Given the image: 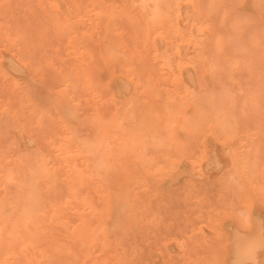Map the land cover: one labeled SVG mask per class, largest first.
I'll return each mask as SVG.
<instances>
[{"label": "rangeland", "instance_id": "obj_1", "mask_svg": "<svg viewBox=\"0 0 264 264\" xmlns=\"http://www.w3.org/2000/svg\"><path fill=\"white\" fill-rule=\"evenodd\" d=\"M10 1L11 0H0V9L2 8V6H3V9L2 10H0V70H1V72H3L4 71V73H5V75H1L0 74V88H1V90H5V92H6V90L7 91H10V93H8V94H10L11 95V90H13V92L15 93H17L18 95L16 96V94H15V98H16V100H19V102H17L16 100H15V98H14V100L12 99L13 97H14V94H13V92H12V98L10 97V95H8L7 94V92L5 93V94H7L6 95V101H5V99L4 98H2V99H0V153L2 154V156L5 158V161H7V162H9V161H12V160H18L19 158H20V156L22 157L23 155H26V154H28L29 152H31V150L32 149H34V148H49L48 147V145H47V143H46V141H44V139L45 138H47V135H49V136H51L50 135V133L51 134H54L55 132H56V128H54V126H52L53 125V123L51 122V120L49 119V118H47V117H44V118H39L38 117V115L33 111V108H37V109H41V110H46L45 108H47L46 106V104L45 103H47V102H49V103H51V101H48V99H47V101L46 102H43L44 103V105H46V106H43L42 107V103H41V101H42V98H43V101L44 100H46L44 97H42V98H40L41 99V101L39 100V98H38V96H37V98L38 99H35V97L33 98V95H34V93L36 94V91H37V94H38V91L40 90V95L42 96L43 94H45V92H47L48 90H50L49 92L50 93H52L53 91V93L52 94H48V92L46 93V95H47V97L46 98H49L50 100L52 99L53 101H54V99H56L57 97H58V94L62 91V87H60L61 86V80L60 81H58L57 82V77H58V79H59V77H60V73L62 72V71H65V70H67L66 68H68L69 67V63H70V66H71V59L72 58H69V57H67L66 55H64L65 53H66V51H65V49H63V48H65V47H63V46H65L64 44V41L62 42V40L60 39V40H58V39H55L56 40V44H55V46L54 45H52L53 43H52V41L53 40H51L52 39V37L55 35L56 36V34L54 33V35L52 34V37H51V39L49 38L50 36L49 35H51V34H49V35H47V36H45V33H47V30L48 31H51V29H52V27L50 26L51 25V23H49V25H48V21H50L51 22V20H49L53 15H50L49 16V12H51L49 9H47V8H45L44 6L43 7H41V6H39V4H38V2H37V0H26L28 3H30L31 1H33V2H35V4H33V2L31 3V6L32 5H35L34 7H29L28 6V3L27 2H25V0H23V5L24 6H22V4H21V6L20 7H22L23 9H19V10H17L18 9V3L20 4V3H22V0H16V5H14L13 4V10H8V9H12V3H14L15 1L13 0L11 3H10ZM57 1V3H58V5L61 7V9H64V8H68L69 10H71V12L74 10L73 8H72V6H71V0H56ZM104 1V0H103ZM103 1L102 0H100V2L101 3H103ZM121 1V3H119ZM117 0V1H114V0H109V1H106V2H104L105 4H106V6H114L115 8H117V10H124V8L126 7V9L125 10H127V12H130V10L132 11V12H130V16L128 17V14H127V12H126V17H125V14H123V15H120V17L119 18H117L116 20H114L113 21V30H114V32H111V33H109V35L107 36V37H105V38H103V40H102V42L100 41V39H101V37L102 36H100V34H98L97 33V31H94V30H91L90 28H91V25H90V21H88L89 19H87V17H86V19L84 18L83 19V21L81 22L82 23V29H83V31L84 32H86L87 31V29H89V31H87L88 33H90V35L91 36H89V37H91L90 39H92L93 38V35H95L96 34V36L97 37H95V38H97V40L99 41V43H100V45H98L99 43H98V41H94L93 42V40H95V38H93V40H92V42L94 43V44H96V46L98 45V46H100V51L101 52H99V49L96 51L95 50V52H97L98 54L99 53H104L106 50H107V48H109V50H107L106 51V54H103L104 56H105V58L108 60V58L110 59V56L111 55H113V56H118L120 53L118 52V50H117V48L115 47L116 46V43L117 44H119V45H117V46H122V47H127L128 45H127V42L124 40V38H125V36L128 38L130 35H132L131 37L132 38H130L131 40L133 39V37H135V39H133L132 41V44L131 45H133V49H131V52L134 54V61H135V63L136 64H140L141 65V74H142V72H143V74H148V75H150V73L152 72V71H154V72H152L151 73V77H153V81L154 82H158V80H160L161 78H165V83L164 84H162V88H163V90H166V91H168V92H176V96H174V98H172V99H170V103H171V105L173 106V108H172V106L171 105H169V104H167L166 103V100H162V99H164V95L163 94H161V96H160V94H159V96H155V92L154 91H144L142 88H143V85H144V83L145 82H143V81H145V79L144 80H142L141 81V86L140 85H138V83H136L135 84V81H132V80H129V79H125L126 77V75H125V73L123 72V70H124V67H123V65L122 64H120V63H118L119 64V66L116 64V62H113L117 67H119V68H117V67H115V65H114V67L113 68H111L110 67V72H109V64H108V66L107 67H102L101 69H100V71L102 70V72H103V74H104V72L105 73H110L109 75H111L112 77H114V79H115V83H112V87H111V90L113 89V98L111 99V100H109V97H106L105 99H103V97H105V96H103L98 102H96V103H90V101L88 102V103H85L84 101H87L89 98H88V96L85 94V92H82V90H80V89H77V90H75L74 88H73V86H71V85H69V87H68V91L70 92V93H68V96L70 97V95H72L71 97H74L75 96V94L77 95V93H79V92H77V91H81L79 94H78V97H79V99L82 101V100H84V101H82V102H84V105H86V106H84V105H82L81 103H80V105L78 106V109H77V116H78V122H77V129H79L80 127H81V125L82 124H80L81 122H85V124L87 123V125H88V128H90V130H93V126H92V124L89 122L88 123V121H89V118H90V116L92 115V112H93V110H94V112L93 113H98V114H100V116H101V118L103 119V121L105 122V123H107V119H108V122L110 121V120H112L113 119V115H115V114H117L115 111H117L118 112V118H120V117H122L121 115H123V120L120 122V120H119V122L122 124V127H121V131L123 132V133H121V131L119 130V133H121L122 135H125V136H128V138L130 137V139L128 140V139H126V137H125V140H124V136H122V139H121V141L123 140V142L122 143H120L121 141H120V138H121V136H118L119 138H117L116 136L117 135H119V133H118V131H117V134H115L114 136L116 137H114L113 139L114 140H111V142L113 141V142H115V144H116V148H118V149H120L121 150V152H120V150H118L117 152H116V148L114 147V145L113 146H111V147H113L114 148V154H116L117 155V158H115V160L112 162L113 164L115 163V164H119L118 166L117 165H115V167L117 166V167H121V165H127V164H129L128 165V167H130V165H131V163H133L132 164V169H133V171H132V169L129 171V168H126L127 166H124L125 168H122V169H120L121 170V173L123 174V176L121 177V179L124 181V183H123V181L122 180H120L119 179V177H120V175H122L121 173H119L120 172V170H119V177L117 178L118 180H120V181H118V180H116L115 179V177H116V175L114 176V174L112 175V176H110V169L112 168V167H110L108 170H107V173H108V171L110 172V173H108L109 174V176L111 177V179H115L114 181V183H112L113 181L108 177V179H107V181H105V184L106 185H108V183L107 182H109L110 180V182H109V184L110 183H112V188L114 189L115 188V193L119 196V195H121L120 193H122V195L124 196V197H122V198H125V199H122L123 200V202H122V205H121V202H120V205L118 204V206H122L121 208L119 207V209H120V211L118 212V214L117 215H114V217L115 218H113L115 221H117V226L115 227V230L113 229V231L111 230V232L109 233V238H108V241H105V242H103L101 239H98V242L99 243H97V245L96 246H94L93 248H95V249H93V248H91V249H93V250H89V253H88V255L89 256H85V257H82L81 255H78L79 257L81 256L82 257V259H81V257L80 258H78V260L80 259V262H78V260H73V262H72V260H70L68 263H70V264H72V263H74V264H76V262H78V264H82L83 262V264H85V263H87V262H89L90 260H91V258L93 259V257L94 258H96V262L93 260H91L90 261V263L89 264H93L94 262V264H96L97 263V261H98V264H109V261H111L110 262V264H120V263H122L121 262V259H124L125 260V258L123 257L122 258V255H125V257L127 258L126 259V261H127V263H125V264H139L138 262H141L140 264H142L143 262V264H187L188 262H189V264H225V259H223L222 257H224L225 256V251L224 252H221V251H223L224 250V246H226V242H225V240H226V237L228 236V235H232V234H234L237 230H240V229H242V226L243 225H245L246 227H248L249 225H248V222L249 221H251V219H252V217H257L258 218V220H259V225H260V227L262 228L261 229V231L264 233V214H263V212H264V185H263V183H264V132L262 133V132H260V131H263L264 129H263V127L262 126H260V125H263L264 126V124H263V122H264V113H263V111H264V81L262 80V77H264V73H262L263 72V68H260V66L259 65H257V64H255L256 66H254L255 67V71L256 70H259L258 72H260L261 74H263V76L261 75L260 76V74L259 73H257V74H259V76L261 77V78H259V76H258V79L259 80H257V82H255V81H253L254 79L256 80L257 78L255 77V76H257V74H255V71H254V67H253V72H254V75H253V73L251 72H248L247 71V73H246V70L245 69H241V70H236V69H227L226 67V65H223L224 66V68H225V70L224 69H222V71H218V73L220 74H216L215 75V73L217 72V70H220L219 68L217 69L216 67V64L215 63H218L219 62V64H220V62H221V64H222V57H219V56H216L217 55V50L214 48V45H215V43H211V42H214L213 41V39H212V37H214V39H215V36H218V37H221V34H223V36L222 37H224V36H229V37H225L226 39L227 38H230L229 40L232 42V43H235V42H240V40H241V36H242V39L243 40H245V41H248L249 40V36H250V33H251V31H253V29H252V27L253 28H257V29H261V31L262 32H264L262 29H264V19H262V18H264V8H262V6L264 5V1L262 2V0H261V3H257L255 0L252 2V0H235L236 2L238 1V4H236V2L233 0H228V2L229 3H233L232 4V6H231V4H227V2H224V0H205V2L206 3H208V5L206 6V7H204L203 6V3H204V5H205V2H204V0H196V1H199V3L197 2L196 3V1L193 3V4H191V2H188V1H183L182 3H181V17L179 16L178 18H177V20H175V18H173L174 20V22L173 21H171L169 24L172 26V28H171V35H169V36H165V35H160L159 34V37L158 36H155L156 37V40H155V45H156V47H158L157 48V50H158V54H160V55H162V53H165V57H168V59L171 61V63H172V66H171V68H169L168 70H165L161 65H160V59L159 58H157L154 54H150V55H152V56H150L149 55V51H144V53L142 52L144 49H143V46H141L140 44H141V42H140V44H139V46H138V44H137V41H139V40H137L138 38H141V35H138L139 34V31H142V29L143 28H140V26L142 27L143 26V24L145 23V21L148 19V17H149V14L152 12V10L154 9V3H151V2H149L150 3V5H149V3H147L144 7L142 6V5H138V2L137 1H134V0H126L125 1V3H124V0ZM217 1H218V3H217ZM232 1V2H231ZM241 1V2H240ZM7 2H9L8 4L9 5H11V7L9 8V6H4ZM127 2V3H126ZM131 2H132V5H131ZM213 2H215V3H217V5L218 4H220V6L221 7H223L222 5L225 3V4H227V5H225L224 4V6H226L225 8H227V7H230L231 8V10H232V7H234L233 9L235 10V12H237V14L232 10V12L234 13H232V12H230L231 13V15H230V13L228 14L227 12L228 11H226V10H229L230 8H227V9H224V7L223 8H221L220 6V8L223 10L222 11V13H220L221 11V9L220 8H218V10L220 11H218L217 12V9L215 10V3H213ZM5 3V4H4ZM27 3V4H26ZM103 3V4H104ZM128 3H130L129 5H128ZM137 3V4H136ZM202 3V4H201ZM222 3V4H221ZM252 3V4H251ZM121 4L124 6V8H120V7H122L121 6ZM138 5V7L139 8H137V6L136 5ZM152 4V5H151ZM197 4H199L198 6L199 7H204V9H202L203 11H207L208 13H209V11L211 10V8H212V10L210 11V13L211 14H214V15H209V14H207V13H205V15L204 14H202L203 12L201 11V9L200 8H198V6H197ZM215 4V5H214ZM235 4H236V6H235ZM254 4V5H253ZM262 4V5H261ZM127 5H128V7H127ZM159 6H162V4H158ZM197 7H196V6ZM200 5H202V6H200ZM212 5H214L213 7H214V9H213V7H211V8H209V6H212ZM261 5V6H260ZM15 6V7H14ZM253 6H255V7H258V9L260 10V12H258L259 10H257V8H254ZM28 7H29V9H28ZM133 7V8H132ZM142 7V8H141ZM149 7H152L151 8V11H150V9H149ZM38 8H40L37 12H36V9H38ZM138 9V11H137V9ZM145 8V9H144ZM160 8V7H159ZM158 8V9H159ZM188 8H189V10H188ZM198 8V9H197ZM205 8L207 9V10H205ZM217 8V7H216ZM43 9V10H42ZM147 9V10H146ZM161 10H162V7L160 8ZM237 9H238V11H237ZM261 9H263V11L261 10ZM134 10V11H133ZM136 10V11H135ZM144 10V11H143ZM197 10V11H196ZM199 10V11H198ZM213 10H215L216 11V13H214L213 12ZM241 12H240V11ZM8 11H10V16H8V18H7V15H8ZM18 13H16V12ZM25 11H27L29 14H31L30 15V17H31V19H29V20H32L33 19V17L34 18H36L34 15L37 13V15L39 16L40 15V13H41V16H39V17H37L36 19H33L32 20V22L33 23H30V24H33V25H35L34 27H37V25H39L41 22L40 21H44V22H42V25L40 24L39 25V28L37 27V31H36V28H34L33 27V25H30L29 24V20L28 19H23V18H26V17H29V14L27 15V14H25L26 12ZM182 11H186L185 13L183 12L182 13ZM230 11V10H229ZM244 11V12H243ZM12 12H13V14H12ZM22 12V13H21ZM34 12H36L35 14H34ZM134 12H135V14H134ZM142 12H145L146 14H144V13H142ZM198 12V13H197ZM199 12H201L200 14H199ZM213 12V13H212ZM249 12H252L251 14H252V17L254 16H258L259 17V21H258V18H256L255 20L251 17H249L251 14H249ZM257 12H258V14H257ZM5 13H7V14H5ZM43 13V14H42ZM74 13L75 12H72L71 14L74 16ZM134 14V15H136V16H131V14ZM245 13V14H244ZM21 15V18H20V15ZM51 14V13H50ZM53 14V13H52ZM138 14V15H137ZM143 14L145 15V16H143ZM200 15V17L202 18H200L199 17V15ZM202 14V15H201ZM218 14H220V21L218 20V18H219V15ZM238 14H239V16H238ZM254 14H256V15H254ZM17 15H19V16H17ZM139 15H141V16H139ZM146 15H148V16H146ZM182 15L185 17H182ZM207 15H208V17L209 16H212L210 19L212 20H210V19H208V17H207ZM228 15H230V16H232L233 18L231 19V17L229 18V16ZM234 15H235V17H234ZM247 15V16H246ZM261 17H260V16ZM263 15V16H262ZM19 17L20 19L18 20L17 19V17ZM24 16H26V17H24ZM137 16H139V17H137ZM237 16H238V18H237ZM16 17V18H15ZM48 17H49V19H48ZM199 17V18H198ZM204 17H207V19H208V21H206L205 20V18ZM246 17V18H245ZM247 17H249V18H247ZM15 18V19H14ZM40 18V19H39ZM121 18L123 19V18H125V19H123V21L121 20ZM132 18V19H131ZM180 18V19H179ZM229 18V19H228ZM234 18H235V20H234ZM239 18H241V21L243 22V23H241V21L239 20ZM9 19V20H8ZM17 19V21L16 22H14V20H16ZM131 19V20H130ZM196 19V20H195ZM199 19V20H198ZM225 19H226V21H225ZM231 19V20H230ZM237 19H238V21H237ZM247 19H249L248 21L250 22V24H249V22L247 21ZM250 19L252 20L253 19V21H250ZM22 20L24 21L25 20V22L24 23H27V24H25V26H23L22 27ZM36 20V21H35ZM46 20H48V21H46ZM117 20H118V22H119V20L121 21V23L122 22H127V23H125V24H127L128 26H129V30H131V32H133L134 33V35L135 36H133V34L131 33V34H127L126 32H129V31H127L128 30V26L126 25V27L125 28H120L119 27V25L120 26H122L123 27V25H124V23H123V25H121V23L119 24L118 22H117ZM125 20V21H124ZM143 21L144 23H142L141 21ZM188 20V21H187ZM228 20L230 21V22H232L233 23V25L229 22L228 23ZM234 20V21H233ZM261 20V21H260ZM132 21V22H131ZM138 21V22H137ZM182 21V22H181ZM197 21H199V22H197ZM201 21V22H200ZM216 21V22H215ZM219 23H218V22ZM257 21V22H256ZM263 21V22H262ZM37 22H40V23H37ZM130 22H131V24H130ZM137 22V23H136ZM175 23L176 22V25L175 24H173V23ZM181 22V23H180ZM204 24H203V23ZM209 22H212V23H214V24H212V23H209ZM225 22H226V24H225ZM236 22H237V24H236ZM262 22V23H261ZM19 23V24H18ZM117 23H118V25H117ZM132 23H134V25H132ZM225 25H224V24ZM235 23V24H234ZM238 23H240L239 25H238ZM244 23H246V24H248V25H246V24H244ZM254 23H257L258 25L257 26H259V28L254 24ZM137 24H138V29H136L137 27ZM142 24V25H141ZM181 24V25H180ZM210 24H212L211 26H212V28H210ZM220 24H222V28H220L221 26H219ZM228 24H229V27H228ZM242 24H244L242 27H241V25ZM253 24V25H252ZM177 26L178 28H179V31H180V33L178 32V33H176V29H174V28H176L175 26ZM182 25H184V26H182ZM214 25H215V27H217V28H215L214 27ZM232 25V26H231ZM234 25H238L239 26V28H240V30L241 31H244V32H246L247 34H243L242 35V33L243 32H241L240 33V37L239 36H236L237 35V31H236V29H235V27H234ZM255 25V26H254ZM260 25H261V28H260ZM8 26V27H7ZM26 26H29V28L31 29V28H34V30L33 29H31V31H28L29 30V28H28V30H27V28H26ZM32 26V27H31ZM40 26H42V27H40ZM125 26V25H124ZM130 26H132L131 28H130ZM174 26V27H173ZM219 26V27H218ZM226 26H227V30H226ZM238 26H236L237 28H238ZM248 26V27H247ZM16 27H18L19 28V30L20 31H16ZM133 27H134V29L135 30H133ZM213 27L215 28V33L217 34H215L214 33V35L215 36H213ZM223 27H224V30H225V32H224V30H222L223 29ZM263 27V28H262ZM25 28H26V30H25ZM127 28V30L126 31H124V29H126ZM192 28H194V31H193V29ZM219 28V29H218ZM232 30H231V29ZM119 29V30H118ZM204 29V30H203ZM213 29V30H212ZM230 29V31H228ZM249 29H251L250 31H249ZM39 30V31H38ZM117 30H118V32H117ZM139 30V31H138ZM212 30V31H211ZM236 32H235V31ZM247 30V31H246ZM35 31H36V33H38V36H39V39L37 40V42H35V38H36V35L37 34H35ZM93 31V32H92ZM123 31V32H122ZM234 31V32H233ZM30 32V33H29ZM31 32L33 33V34H35V35H32L31 34ZM42 34H41V33ZM45 32V33H44ZM54 31H53V29H52V33H53ZM95 32V33H94ZM186 33V35H185V33ZM190 32H191V34H190ZM205 32V33H204ZM209 32V33H208ZM212 32V33H211ZM226 32H228V33H226ZM232 34H231V33ZM11 33V34H10ZM88 33H86L87 35H88ZM207 33V34H206ZM220 33V34H219ZM20 34V35H19ZM28 34V35H27ZM111 34H113V35H116V34H118L117 36H115V37H117V38H113V36H111L112 37V39H111V37H110V35ZM120 34H121V37H120ZM125 34H127V35H125ZM227 34V35H226ZM231 34V35H230ZM233 34H235V35H233ZM25 35H27V37H29L30 35H32L31 37H32V39H29V41L30 40H32V41H28L27 39H25L26 38V36ZM123 35V36H122ZM207 35V36H206ZM209 35V36H208ZM210 35H212V36H210ZM247 35H249V36H247ZM20 36V37H19ZM37 36V37H38ZM139 36V37H138ZM232 36V37H231ZM247 36L248 38L246 39L245 37ZM25 37V38H24ZM30 37V38H31ZM35 37V38H34ZM41 37H44V39L43 38H41ZM108 37H109V40L111 41H109L108 40ZM124 37V38H123ZM158 37V38H157ZM173 37V38H172ZM234 37V38H233ZM20 38V40H19V42H18V39ZM23 38H24V40H23ZM46 38V39H45ZM56 38H58V36H56ZM122 38H123V41H122ZM127 38H125V39H127ZM167 38V39H166ZM239 38H240V40H239ZM37 39V38H36ZM41 39V40H40ZM53 39H54V37H53ZM90 39H87V41H88V44L89 43H91L92 44V42H89L90 41ZM107 39V40H106ZM120 39H121V41H120ZM169 39V40H168ZM178 39V40H177ZM190 39H192V41H190ZM208 39H209V41H208ZM236 39V40H235ZM5 40V41H4ZM114 40H117V41H114ZM176 40V41H175ZM207 40V41H206ZM40 41H42V42H40ZM45 43H44V42ZM49 41V42H48ZM60 41V42H59ZM106 41V42H105ZM130 41V40H129ZM205 41H206V43H205ZM47 42H48V45H47ZM57 42H59V45L57 44ZM64 43L63 45L62 44H60V43ZM105 42V44L107 43V45L108 46H105L103 43ZM114 42V43H113ZM120 42V43H119ZM126 42V43H125ZM7 43V44H6ZM21 43V44H20ZM27 45H26V44ZM30 45H29V44ZM43 43H44V45H43ZM112 43V44H111ZM189 43V44H188ZM210 43V44H209ZM36 44V45H35ZM91 44H89V46L91 45ZM103 44V45H102ZM123 44H125L124 46H123ZM130 44H129V47H127V48H129L128 50H130V47L132 48V46H130ZM136 44H137V46H136ZM182 44V45H181ZM213 45V47H212V45ZM28 45H29V47H30V51L28 50ZM46 45V46H45ZM52 45V46H51ZM61 45V46H60ZM109 45H110V47H109ZM194 45V46H193ZM206 45V46H205ZM208 45H210V49H209V46ZM96 46H95V48H96ZM102 46H104V48L102 47ZM179 46V47H178ZM193 46V47H192ZM3 49H2V48ZM46 47V48H45ZM91 47H92V45H91ZM138 47H141V48H138ZM174 47V48H173ZM183 48V49H181V48ZM207 47V48H206ZM41 48V49H40ZM60 48H62V49H60ZM89 48V47H88ZM102 48H103V50H105V51H103L102 50ZM206 48V49H205ZM214 49V51H213V49ZM43 49H45V50H43ZM46 49H48V51L50 50V51H52V52H47L46 51ZM135 49V50H134ZM203 49V50H202ZM36 50H38L37 52H36ZM65 51L64 52V54L63 53H61V52H63V51ZM90 50H92L93 52H94V50L93 49H90ZM142 50V51H141ZM202 50V51H201ZM206 50H210V51H207L210 55H206ZM117 51V52H116ZM176 51H178L177 53L179 54V56H178V54L177 53H174V52H176ZM58 52H60L61 54H59L60 56H58V54L57 53ZM146 52V53H145ZM194 52V53H193ZM200 52H205L204 54H205V57L207 58V59H209V60H211V62L213 63V67L212 68H208V67H206V66H204L201 62H199V59H200V57H199V53ZM213 52H214V54H213ZM18 53V54H17ZM35 53H37L36 54V58L38 57V59L37 60H35V56H32V55H34ZM39 53H40V55H39ZM114 53V54H113ZM153 53V52H152ZM27 54V55H26ZM43 54V55H42ZM92 54H94V53H92ZM109 54V55H108ZM193 54V55H192ZM21 55V56H20ZM22 55H23V57H22ZM31 55V56H30ZM45 55V56H44ZM145 55H146V57H145ZM150 56V58L149 57H147V56ZM214 55V56H213ZM25 56H26V58H25ZM50 56V57H49ZM52 56H53V58H52ZM55 56H57V57H55ZM67 58H66V57ZM94 56H95V54H94ZM142 56L145 58V62L142 60ZM194 56V57H193ZM208 56V57H207ZM216 56V57H215ZM28 57V58H27ZM33 57V58H32ZM59 57V58H58ZM64 57V58H63ZM95 57H98V56H95ZM95 57H93V58H95ZM175 57H177V58H175ZM11 58V59H10ZM45 58V59H44ZM62 58V59H61ZM69 58V60L68 61H66V62H68V63H66L65 62V60H67ZM111 58H112V56H111ZM151 58L153 59V61H151ZM12 59H13V61H12ZM42 59H43V61H42ZM56 59V60H55ZM61 59V60H60ZM141 59V61H139L140 63H138V61L137 60H140ZM150 59V60H149ZM181 59V60H180ZM187 59V60H186ZM191 59V60H190ZM195 59V60H194ZM219 59H221V60H219ZM41 60V61H40ZM95 61H96V58L94 59ZM110 60H112V59H110ZM110 60L108 61V62H110ZM147 60H148V62H147ZM154 60H155V62H154ZM215 60H217V61H215ZM11 61V62H10ZM55 61V62H54ZM99 61V60H98ZM113 61V60H112ZM149 61H151V62H149ZM186 61V62H185ZM45 62V63H44ZM56 62H58L59 64H62V66H60V65H57V66H59V67H57L55 64H58V63H56ZM74 62V61H73ZM153 62V63H152ZM175 62V63H174ZM17 63V64H16ZM42 63H43V65H42ZM64 63H66V64H64ZM94 63V62H93ZM96 63H99V62H96ZM96 63H95V65H96ZM113 63H111L110 62V64H112V66H113ZM148 63H150V64H158V66L160 67V68H157V69H153V67H151V65L149 64V66H147V68H146V64L148 65ZM3 64V65H2ZM12 66H10V65ZM13 64H15L16 66L14 67V65ZM155 64H154V67H155ZM179 64H180V67H178L179 66ZM218 64V66H221L220 68H222V65H219ZM18 65L19 66H21V68H22V70H20V68L18 67ZM36 65V66H35ZM35 68H34V67ZM48 66V69L46 70V69H44V68H46ZM54 66V67H53ZM188 66V67H187ZM13 67L14 68H16L17 67V69H19L18 71L19 72H21L22 74H20L19 72H17L15 69H13ZM61 67H62V70H61ZM148 67H150L151 69H152V71L150 70V72H147L148 71V69H150V68H148ZM184 67H186V68H184ZM191 67V68H190ZM198 67V68H197ZM202 67V68H201ZM260 69H259V68ZM262 67V66H261ZM264 67V66H263ZM108 68V69H107ZM117 68V69H116ZM182 68H183V70H182ZM256 68H258V69H256ZM3 69V70H2ZM52 69V70H51ZM105 69V70H104ZM112 69H114V70H112ZM145 69V70H144ZM159 69V71H157ZM172 69V70H171ZM263 69V70H262ZM24 70V71H23ZM31 70V71H30ZM50 70V72L49 73H47L48 71ZM54 70V72L52 73V71ZM116 70V71H115ZM156 70V71H155ZM199 70V71H198ZM208 70V71H207ZM229 70V71H228ZM261 70V71H260ZM17 73H19V74H17ZM61 71V72H60ZM115 71V72H114ZM183 71V72H182ZM205 71H207V72H205ZM226 71V72H225ZM244 71V74L242 73ZM15 72V73H14ZM66 72V71H65ZM156 72V73H155ZM189 73V75L188 76H190V77H187L186 75H187V73ZM191 72V73H190ZM224 74H223V73ZM239 72H241V75H240V73ZM9 73V74H8ZM39 73V74H38ZM43 73V74H42ZM44 73H47L46 74V76H45V74ZM52 73V74H51ZM57 73V74H56ZM155 73V74H154ZM183 73V74H182ZM208 74L207 76H205V78L203 77L204 75L203 74ZM230 73V74H229ZM251 78V83L249 82V81H247L248 79L250 80V78L249 77H247V75ZM248 73H250V74H248ZM38 74V75H37ZM41 74V75H40ZM48 74H50V75H48ZM100 74V73H99ZM117 74V75H116ZM170 74V75H169ZM192 74V75H191ZM211 74H213V75H211ZM226 74V76H224ZM238 76H237V75ZM120 75V76H119ZM181 76V79H184V80H186V81H184V80H181L182 81V84H183V86H184V88L186 89V91H187V94H188V98H191V96L192 95H198V94H206V95H210V96H212V97H215L216 98V103L218 104L217 105V107L219 108H221V112H219L220 110H218V120H219V122H218V130L216 131V132H213L212 131V129L211 128H209L210 127V124H206V123H204L202 120H201V118L199 117V119L198 118H196V117H198V116H196L197 114H198V112H200V111H198V110H200L202 107H203V105H201L200 104V106L199 105H194V103L190 100V101H188L189 103H192V104H189V103H186L185 101H187L186 99H185V94L184 93H182L183 92V86H181V87H178L177 89L173 86L174 84H176V80H175V77L177 78L178 76ZM214 75H215V77H214ZM222 75H223V77H224V79H225V77L227 78V79H229L228 80V83L230 82V80H231V84L232 85H234V87H232V85H230L229 86V84L227 83V81H226V79L224 80V81H226V83H224V81L222 80ZM243 75H245L246 76V78H245V76H243ZM40 77V78H37V77ZM50 76V78H52V80H53V82H52V84H51V82H49V79H47L48 77ZM173 76V77H172ZM175 76V77H174ZM235 76H237V77H241V78H238V80H237V77L236 78H234ZM43 77H46V79H47V81L50 83H48V82H46V79H44L43 80ZM54 77V78H53ZM118 77H120V78H122V79H120V78H118ZM171 77V78H170ZM193 77V78H192ZM221 77V78H220ZM252 77H254L253 79H252ZM30 78H31V80H30ZM116 78H117V80H116ZM191 78H192V80H191ZM213 78V79H212ZM220 78V82L217 80V79H219ZM243 78V79H242ZM60 79H61V77H60ZM113 79V80H114ZM120 79V80H119ZM202 79V80H201ZM205 79L208 81V79H209V81H208V83L210 82V84L208 85V83H207V81H205ZM212 79V80H211ZM239 79H241L240 81H239ZM261 79V80H260ZM264 79V78H263ZM34 80H36V81H34ZM40 80V81H39ZM122 80L123 81H125V82H123V83H127L126 85H127V88H125L124 86H123V84H121L122 83ZM216 80H217V83H216ZM39 83H38V82ZM56 81V82H55ZM121 83H120V82ZM195 81V82H194ZM200 81V82H199ZM215 81V82H214ZM235 81V82H234ZM238 81H239V83H238ZM245 81H246V83L247 82H249L248 84H251V85H249V86H252V88H254V91L253 92H251L252 90V88H249L248 89V91H250V92H247V90H245L246 89V84L244 85L243 83H245ZM259 81V82H258ZM10 82H11V84H12V88H11V90H8V87L9 86H11L10 85ZM45 84H44V83ZM202 82V83H201ZM212 82V83H211ZM242 82V83H241ZM261 82V83H260ZM54 83H56V85L54 86ZM129 83H130V86H129ZM142 83H143V85H142ZM185 83V84H184ZM207 83V84H206ZM222 85H221V84ZM241 83V84H240ZM254 83H255V87L253 86L254 85ZM6 84H8V85H6ZM32 84H34V86H31L32 88H30V85H32ZM39 85V86H37V85ZM43 84V85H42ZM58 84V85H57ZM203 84V85H202ZM228 84V85H227ZM236 84V85H235ZM247 84V85H248ZM259 84V85H258ZM260 84H263V85H261L260 86ZM36 85V86H35ZM48 85H50V86H48ZM53 85V86H52ZM186 85V86H185ZM221 85V86H220ZM225 85H227V86H229L230 88H228V89H230V91L227 89V91L226 90H224L225 91V93L226 92H232V91H234V92H232L233 93V95H232V93H231V95L234 97V96H236L235 97V99H233L232 98V96H231V98L230 97H226V95H229V93L227 94L226 93V95H225V100H224V97H222V95H223V93H222V95H221V92H224V91H221V89H225L226 88V86ZM242 85H243V87H242ZM14 86V87H13ZM44 86H46L47 88H49V89H47V88H45ZM59 86V87H58ZM188 86V87H187ZM190 86H192V87H190ZM204 86L207 88V89H205L204 88ZM222 86H225V87H222ZM237 88H236V87ZM241 86V87H240ZM248 86V87H249ZM260 87V89L259 90H257V87ZM36 87V88H35ZM40 89H39V88ZM51 87H52V89H51ZM53 87H54V90H53ZM130 87V89H128ZM209 87V88H208ZM211 87V88H210ZM245 87V88H244ZM258 87V88H259ZM3 88V89H2ZM4 88H6V89H4ZM37 88L39 89V90H37ZM119 89V90H116V89ZM123 88V89H122ZM125 88V89H124ZM221 88V89H220ZM235 90H234V89ZM263 88V89H262ZM26 89V90H25ZM33 89V90H36L35 92H33V90L31 91V90ZM45 89V90H44ZM46 89H47V91H46ZM202 89H205V90H202ZM256 89V90H255ZM42 90V91H41ZM72 90V91H71ZM126 90V91H125ZM129 90V91H128ZM217 90V91H216ZM242 90V94L240 93L239 94V92ZM243 90H244V92H245V95H244V92H243ZM31 91V92H30ZM58 91V92H57ZM75 93H74V92ZM117 91V92H116ZM195 91H200V92H198V94H196V92ZM203 91V92H202ZM258 91H260V94H262L261 96H260V94L258 95H256V94H254L255 92H257V93H259ZM262 91V92H261ZM1 93H3L4 94V92H2V91H0ZM32 93L33 92V95L32 94H29V93ZM43 92V93H42ZM115 92V93H114ZM152 92V93H151ZM191 92H193V93H191ZM217 92V93H216ZM238 92V95H236V93ZM83 93V94H82ZM116 93H119V95L118 94H116ZM149 93H151L150 95H148ZM182 93V94H181ZM215 93V94H214ZM250 93H253V94H250ZM4 94V95H5ZM53 94H54V96H53ZM85 94V95H84ZM142 94V95H141ZM235 94V95H234ZM247 94V95H246ZM250 94V95H249ZM50 95V96H49ZM136 95V96H135ZM223 95V96H224ZM252 96V95H254L253 96V99H252V101H254L253 103H249V102H252L251 101V98H250V101H249V98L247 99V98H245L246 96ZM257 96V98H256V96ZM31 96H32V98H31ZM45 96V95H44ZM56 96V97H55ZM125 96V97H124ZM141 96V97H140ZM150 98H149V97ZM154 96L156 97V98H154ZM199 96V95H198ZM230 96V95H229ZM237 96H238V99H237ZM260 96V97H259ZM19 97V98H18ZM158 97H159V99L160 100H162L161 102H160V100L158 99ZM163 97V98H162ZM221 97V98H220ZM243 97H244V99H243ZM256 99H255V98ZM258 97H259V101H260V99H263V101H261V102H259V101H256L257 99H258ZM0 98H1V96H0ZM129 98H131V100L133 101V102H135V104L133 103V102H131V103H128L127 104V102H128V100H129ZM153 98L155 99V101H156V103L154 102V100H153ZM229 98H230V100H229ZM241 98V99H240ZM87 99V100H86ZM139 99H140V101H139ZM150 99V100H149ZM152 99V100H151ZM182 99V100H181ZM221 99H223L224 100V102L222 101L221 102ZM231 99H232V101H231ZM245 99H247V100H245ZM39 100V101H38ZM102 100V101H101ZM105 100V101H104ZM108 100V101H107ZM147 100V101H146ZM182 102H181V101ZM228 100H229V102H228ZM236 101V102H233V101ZM240 100V101H239ZM11 101V102H10ZM13 101H15V102H17L16 104H20V105H17V107H15L16 106V104L15 103H13ZM24 101V103H22V102ZM150 101H153L152 102V104H151V102ZM241 101H242V103H241ZM243 101H245V102H243ZM247 101V102H246ZM255 101H256V103H255ZM5 102H7V103H5ZM106 102V103H105ZM109 102V103H108ZM125 102V103H124ZM142 102V103H141ZM158 102V103H157ZM186 104H185V103ZM259 102V103H258ZM263 102V103H262ZM12 103V104H11ZM39 103H41V104H39ZM98 103V104H97ZM122 103H124V104H122ZM137 103V104H136ZM153 103H155V104H153ZM223 103L224 104H226L225 106H220V104L221 105H223ZM229 103V105H227ZM247 103H249L250 105H248ZM13 104H15V106L13 105ZM26 104V106H24ZM102 104H104V105H102ZM108 104V105H107ZM118 104V105H117ZM134 105V107L135 106H139L140 105V107H141V104L142 105H144L145 107L144 108H146V109H148L149 108V106H150V104H151V109L149 108L147 111H146V109L144 110V108H143V110L142 111H144V112H142L140 109H139V111L137 110L138 108L137 107H133V105ZM139 104V105H138ZM147 104H149V106L147 107L146 105ZM157 104H161L160 106L159 105H157ZM164 104V105H163ZM180 104H182V105H180ZM188 104V105H187ZM232 104H233V106H232ZM251 104H253V105H255L256 104V106H257V108L258 109H256V107H255V112H254V110H252L254 107H253V105H251ZM11 105H13L14 106V108H13V110H12V112H11V109H12V107H10ZM112 105V106H111ZM114 105H116V106H114ZM122 105V106H121ZM154 105H156L157 106V108H159V110H160V112H161V115L157 112L158 110H156L157 108H155V107H152V106H154ZM178 105H180V106H178ZM191 105V106H190ZM193 105L194 106H196V107H201V108H196V107H193ZM231 105V106H230ZM245 105H246V107H245ZM18 106H19V108H18ZM22 106H24V107H22ZM104 106V111L105 112H108L107 113V115L108 116H106V119L104 118V115H106V114H104L103 115V111H100L99 112V108H101V107H103ZM109 106H111L110 107V109H109ZM132 106V107H131ZM164 106H166V108H167V111L165 110V109H163V108H165ZM181 106H183V107H181ZM190 106V107H189ZM226 106L229 108H227L228 110H227V113H225L226 112ZM242 106H244V107H242ZM251 106H252V109H251ZM80 107H82V108H80ZM98 107V108H97ZM115 107L117 108L116 110H115ZM176 107V108H175ZM178 107V108H177ZM179 107H181L182 109H181V111H180V109H179ZM189 107V108H188ZM225 107V108H224ZM236 108V109H238V111L240 112V114H236V113H234L235 111H236V109H235V111L233 112V110L234 109H232V108ZM241 107V108H240ZM24 108V109H23ZM29 108V109H28ZM88 108H89V110H88ZM121 108H125L126 109V111H125V109H121ZM128 108L130 109V112L128 111ZM133 108V109H132ZM155 108V111L153 110ZM193 108H195V109H193ZM230 108L232 109V111L230 110ZM246 108V109H245ZM249 108V109H248ZM82 109H83V111H85V113L86 114H83L84 112L82 111ZM115 111H114V110ZM168 109H170V110H168ZM187 109H188V111H187ZM252 111H251V110ZM22 110V111H21ZM26 110V111H25ZM91 110V111H90ZM101 110V109H100ZM121 110V111H120ZM151 110V111H150ZM153 110V111H152ZM164 110L167 112V115H165L166 114V112H164ZM173 110H178V111H174V113H176V114H174L172 111ZM186 110V111H185ZM197 113H194V111ZM245 110V111H244ZM249 110L252 112H249ZM256 110H258V113L260 112L261 113V115H263V116H261L260 114H258L257 113V111ZM263 110V111H262ZM109 111H110V113H109ZM134 111H136V113H140V111L142 112L141 114H143L144 113V115H141V114H139V115H137ZM169 111V112H168ZM183 111H185V112H183ZM247 111V112H246ZM23 112V113H22ZM124 112H126V113H124ZM129 112V113H128ZM131 112H134V113H132V114H130ZM146 112V113H145ZM148 112V113H147ZM151 112V113H150ZM152 112H156V114L155 113H153L152 114ZM178 112V113H177ZM187 112V113H186ZM188 112H189V115L190 116H188L187 118H186V121H189V124L186 122H184L183 121V119H181V118H185L186 116V114L188 115ZM248 112H249V114H248ZM25 113H27L28 114V116H27V114H25ZM87 113H89V115L87 114ZM128 113V114H127ZM173 114V116L172 115H170V114ZM182 113L184 114L185 113V115L183 116L182 115ZM192 114V117L193 116H195V118L199 121L198 123H200V121H202V123L201 124H203V125H201V126H199L200 124H195L193 121H192V119H190L189 117H191V114ZM230 113V117H229V115H226V114H229ZM251 113V114H250ZM256 113H257V115H256ZM263 113V114H262ZM21 114V115H20ZM34 114V115H33ZM128 115V116H130L129 118L126 116V115ZM134 114H136V115H134ZM147 114H150V116H151V118L153 119H151L150 121H149V117H147L148 115ZM178 114V115H177ZM180 114V115H179ZM194 114V115H193ZM235 114H236V116H235ZM16 115H17V117H16ZM19 115V116H18ZM80 115V116H79ZM112 115V116H111ZM140 115L142 116V119H139L140 118ZM155 115V116H154ZM172 116V117H174V118H172V119H170V117L168 118L167 116ZM183 117H182V116ZM198 115H200V114H198ZM222 115V116H221ZM232 115V116H231ZM243 115H244V117H243ZM245 115H249V116H245ZM251 115V116H250ZM81 116H83V117H81ZM120 116V117H119ZM137 116H139V117H137ZM154 118H153V117ZM161 116V117H160ZM165 117L164 119L166 120H163L165 123H160V122H163L162 121V117ZM181 116V117H180ZM220 116V117H219ZM228 116V117H227ZM32 117H34V118H32ZM79 117H81V118H79ZM86 117V118H85ZM89 117V118H88ZM131 117H133V118H131ZM134 117H135V120H136V117L138 118L137 120H136V122H135V124H133L134 123ZM143 117H146L145 119H144V121H143ZM158 119H157V118ZM191 117V118H192ZM224 117V118H223ZM237 117V118H236ZM240 117H242V118H240ZM247 117H249V118H247ZM30 118V119H29ZM35 119V122L33 123V121L34 120H32V119ZM83 118H85V119H83ZM128 120H127V119ZM148 118V119H147ZM160 118H161V121H158V122H155V120L157 119V120H160ZM188 118L190 119V120H188ZM232 118V119H231ZM243 118H245V119H247V121L244 119L243 120ZM8 119V120H7ZM24 119V120H23ZM84 121H83V120ZM155 119V120H154ZM169 119H170V125L168 126V128H167V131L166 130H164V132H163V129L161 130L160 128H159V124H161V125H163V124H167V122H169ZM193 119H194V117H193ZM222 121H221V120ZM229 119H230V121H229ZM249 119V120H248ZM10 120H11V122H10ZM25 120H26V122H25ZM29 120V121H28ZM45 120V121H44ZM47 120V121H46ZM87 120V121H86ZM127 120V121H126ZM132 120H134L133 122H132V124L130 123ZM141 122V123H138L139 121ZM156 120V121H157ZM177 120H181L180 122H179V125H180V123H183V126H186V124H188L187 126H189L190 125V127H184V128H186V130L184 131H182L181 129H183V127H182V125H181V129L179 128V127H177L178 125V122H177ZM223 120H224V122H223ZM237 120V121H236ZM263 120V121H262ZM171 121H172V123H171ZM175 123H174V122ZM194 121L195 122H197L195 119H194ZM230 123H229V122ZM235 121V122H234ZM42 122V123H41ZM125 122H128L129 124H128V126L131 128V129H126L128 126L126 125L127 123H125ZM143 122H144V124H143ZM152 122H153V124H152ZM155 122V123H154ZM176 122H177V124H176ZM191 122H192V124H191ZM234 124H237V126H238V128H237V126H235V125H233L232 126V124L233 123ZM247 122V123H246ZM29 123V124H28ZM123 123H124V125H123ZM145 123H146V125H145ZM159 123V124H158ZM222 123V124H221ZM261 123V124H260ZM1 124H3V125H1ZM25 124H28V125H25ZM131 124V125H130ZM136 124H139V125H136ZM148 124H151L152 126H150V125H148ZM172 124H174L173 126H172ZM205 124V125H204ZM86 125V126H87ZM90 125V126H89ZM133 125V126H132ZM145 125V126H144ZM175 125H177V126H175ZM209 125V126H208ZM255 125H257V128H258V130H257V128L255 127ZM258 125H259V127H258ZM9 126V127H8ZM27 126V127H26ZM29 126V127H28ZM38 126V127H37ZM78 126H79V128H78ZM127 126V127H126ZM140 127V130H142L141 132L140 131H138L139 130V127ZM144 128H143V127ZM146 126H148V127H146ZM191 126H193V127H191ZM206 126V127H205ZM225 126H226V128H225ZM228 126V127H227ZM243 126H245V128L243 127ZM249 126V127H248ZM250 126H254L255 128H252L253 129V131H252V129L250 128ZM31 127V128H30ZM35 127H37L38 129H40V134H38L39 133V131L38 130H36L35 129V131L33 132L32 131V128H35ZM84 127H85V125H84ZM84 127H82L83 129H84ZM149 127H151V129L149 128ZM172 127V128H171ZM195 127V128H194ZM204 127V128H203ZM244 129H243V128ZM248 127V128H247ZM9 128V129H8ZM41 128H42V130H41ZM82 128H80L79 130H78V132H79V137L80 138H88L89 137V139H90V137H92V139H93V135H95L94 136V139H96V133L94 132V130L93 131H91V133H89L90 132V130H88V128L87 127H85V130H86V128H87V130L85 131V130H83ZM123 128V129H122ZM132 128H137V132H139L138 134H137V132H136V130L135 129H133L132 130ZM191 128H192V130H194V131H192L191 130ZM194 128V129H193ZM242 128V129H241ZM250 128V129H249ZM262 128V129H261ZM10 129H12V130H10ZM30 129H31V131H30ZM53 129V130H52ZM143 129H145L144 130V132L146 131V133H142L143 132ZM148 129V130H147ZM171 129V130H170ZM189 129H190V131H189ZM196 129V130H195ZM198 129H200L199 131H201V136H200V134L198 135L197 134V130ZM227 129L229 130V131H227ZM246 129V130H245ZM254 129H255V131H254ZM5 130H9V132H7V131H5ZM48 130H50V132H48ZM83 130V131H82ZM124 130V131H123ZM150 130H152V133H153V135L151 136V137H149V136H147L148 134H149V132H150V135H151V131ZM173 130V131H172ZM174 130L175 131H177L178 130V132H176V134H175V132H174ZM208 130V131H207ZM250 131V132H248V131ZM127 131V132H126ZM130 131H131V134H130ZM168 131H169V133L170 132H173V134L174 135H176V136H174V137H172L173 139H175V137H180L181 136V138H183L184 140H180V138L178 139V137L175 139V140H173V139H171L170 137V135H168ZM192 131V132H191ZM196 131V132H195ZM199 131H198V133H199ZM235 131V132H234ZM243 131H245V132H243ZM251 131H252V133H251ZM258 131V132H257ZM42 132V133H41ZM81 132H82V134H81ZM84 132V133H83ZM94 132V133H93ZM129 132V135H126L127 133ZM191 132V133H190ZM260 132V133H259ZM14 133H15V135H14ZM49 133V134H48ZM126 133V134H125ZM134 133L135 134H137V136L136 135H134ZM141 133V136L143 137V141H142V137L139 135ZM166 133V134H165ZM182 133V134H181ZM190 133V134H189ZM195 133V135H197V137L198 138H196L193 134ZM32 134H34L33 136H32ZM35 134H37V136H35ZM120 134V135H121ZM145 135L146 137H149V139L148 138H146L145 136H143V135ZM165 134V135H164ZM181 134V135H180ZM224 134V135H223ZM260 134V135H259ZM4 135V136H3ZM39 135V136H38ZM40 135H41V138H43L44 136V138L43 139H40V138H38V139H35V138H37V137H40ZM155 135L157 136V138H158V135H159V137H162L163 138V136L162 135H164V140L163 141H165V139L167 140V138H168V140L166 141V142H163V141H161V140H159L160 141V143H161V146H160V143H159V146H157V148H159V152L157 151V148L156 147H152L153 149H151V147H147V142H149L150 143V140L152 141L153 140V138L155 137ZM167 135H168V137H167ZM183 135V136H182ZM186 135H189V136H191V138L189 137V136H186ZM239 135V136H238ZM250 135V136H249ZM3 136V137H2ZM5 136H6V138L8 139V140H1V139H6L5 138ZM8 136V137H7ZM30 136H32V137H30ZM48 136V137H49ZM133 138H136V139H134L135 141L137 140L138 142H140V147H142V148H140L139 147V145L137 144L138 142H135L134 140H132V137ZM136 136V137H135ZM154 136V137H153ZM237 136V137H236ZM17 137V138H16ZM139 137H140V139H139ZM196 139H195V138ZM263 137V138H262ZM28 138V139H27ZM170 138V139H169ZM187 138H189V140L187 139ZM200 138V139H199ZM239 138H242V139H239ZM19 139V140H18ZM118 140V142L120 143H116L117 142V140ZM144 139H146V141H144ZM156 139V138H155ZM159 139V138H158ZM193 139H195V140H193ZM244 139V140H243ZM263 139V140H262ZM170 140H172L173 142L175 141V142H177V141H182V143L185 145V142H186V145H187V147H185V146H183L182 145V143L180 142V143H175L174 142V144L172 145V144H170L171 142H169ZM213 140V141H212ZM217 140V141H216ZM224 140V141H223ZM232 140V141H231ZM234 140H236V142L239 144H237V143H235V141ZM249 140V141H248ZM8 141V142H7ZM124 141H126L125 143H124ZM132 142V143H130V144H132L133 145V147H134V144L133 143H135L136 145H135V149H132L133 147H132V145H130L129 144V142ZM156 141H158V140H156ZM193 141L195 142L194 143V146H197L198 147V152H196L197 151V147H193ZM245 142V144H244V142ZM257 141V142H256ZM6 142V143H5ZM112 142V143H113ZM142 142H144V143H142ZM146 142V143H145ZM153 142V141H152ZM188 142V143H187ZM192 142V143H191ZM216 144H215V143ZM263 144H262V143ZM124 143V144H123ZM164 143H169V146L171 145V148H173V150H174V147L173 146H175L176 144H177V148H179V149H177L176 148V146H175V151H176V153H178V154H176L175 155V157H173L175 160H177V162H178V165H177V167L175 168H172L171 166H170V164H168V162H166L165 161V163L167 164L166 166H164L163 164H161V165H158V166H160V168H158V166H156V165H154V166H156V168L155 169H161V171H157V170H154V167L152 168V166H149L150 164H156V162H158V160L160 159V160H162V159H164L165 157H169V159H172V158H170V156H171V154L173 155V154H175V152L173 151V150H171V148L169 149V147H167ZM191 145H190V144ZM232 143H234L235 144V146L234 145H232ZM20 144V145H19ZM28 144V145H27ZM117 144H119L118 146L119 147H117ZM129 144V145H128ZM142 144H145L146 145V149H145V145H143L142 146ZM158 143L156 142V145H157ZM163 144V145H162ZM189 144V145H188ZM215 144V146H212V145H214ZM231 144V145H230ZM236 144H237V147H236ZM122 145V146H121ZM150 145V144H149ZM148 145V146H149ZM204 145V146H203ZM8 146V147H7ZM125 146V148H129V147H127V146H130V149H132V150H130L131 152L133 151H135L134 153L136 154V155H138L139 153H138V151L140 152V154H139V156H141V155H143L142 157H145V160H146V158H148V156H150L151 154H153V153H150V151H149V149L148 148H150L151 150H155V152H154V155L156 156V157H153L152 156V159H151V156L149 157V160L147 159V161L148 162H150V160H151V162L152 163H149L148 164V168L147 169H149V167H151L153 170H154V173H153V171H152V169L150 168L149 170L150 171H152L151 173L149 172V170L147 171V169H145L146 168V165L147 164H145V166L143 165V163H140L139 161H136V159L137 158H135L136 157V155L135 154H132L130 151L128 152H125L124 153V151L122 150V148ZM163 146H166V147H164L163 148ZM180 146V147H179ZM191 146H192V151H191ZM211 146V147H210ZM262 146H263V148H262ZM17 147V148H16ZM122 147V148H121ZM138 147H139V149H138ZM188 147H189V150H187L188 149ZM233 147V148H232ZM240 147V148H239ZM21 148H23V149H21ZM41 148V149H42ZM156 148V149H155ZM166 148V149H165ZM193 148H194V150H193ZM209 148H212V149H209ZM227 148H228V150H227ZM229 148H230V150H229ZM238 148V149H237ZM257 148L259 149V150H257ZM260 148H262L263 150L261 151L260 150ZM11 149H13V151H12V153H11ZM21 149V150H20ZM138 149V150H137ZM160 149H162V151L160 150ZM167 149H169L168 151L170 152V151H172V153L170 152L169 153V156H168V153L166 152V150ZM177 149V150H176ZM182 149H185V150H183V151H181ZM234 151H233V150ZM243 149H244V151H243ZM257 150V152L258 151H260L259 153L261 154V156H260V154L259 153H257L256 152V150ZM16 152H15V151ZM45 150V149H44ZM47 150V149H46ZM148 151V152H146V151ZM179 150V151H178ZM215 150V151H214ZM227 150V151H226ZM232 150V151H231ZM160 151H161V153H160ZM188 152V153H185V152ZM211 151H212V153H211ZM249 151V152H248ZM254 151V152H253ZM15 152V154H16V156H15V154L13 155V153ZM28 152V153H27ZM116 152V153H115ZM143 152V153H142ZM152 152V151H151ZM158 152V153H157ZM174 152V153H173ZM184 152V153H183ZM229 152V153H228ZM232 152H234V153H232ZM242 152H244V153H242ZM245 152H248V153H245ZM257 154H259V155H256V153ZM262 152V153H261ZM9 153V154H8ZM117 153H119V154H117ZM122 153H124V154H122ZM130 153H131V156H130ZM156 153V154H155ZM160 153V154H159ZM179 153H180V155H179ZM210 153H211V155H210ZM216 153V156L218 157L217 159H216V157H215V154ZM221 153V154H220ZM254 153V154H253ZM148 154V155H147ZM150 154V155H149ZM232 154V155H231ZM239 154V155H238ZM13 155V156H12ZM18 155H19V157H18ZM118 155H122L121 157H123V159H119V157H118ZM127 155V156H126ZM146 155V156H145ZM161 155V156H160ZM166 155V156H165ZM188 155V156H187ZM133 156H135V157H133ZM162 156H164V158H162ZM185 156L186 157H188V158H185ZM197 156V157H196ZM210 156V157H209ZM222 156H224V157H222ZM229 156H232V157H229ZM239 156V157H238ZM256 157V159H257V161H256V159H255V157ZM260 156V157H259ZM131 157V158H130ZM159 159H158V158ZM229 157V158H228ZM130 158V159H129ZM153 158H155L157 161H155V159H153ZM162 158V159H161ZM177 158V159H176ZM180 158V159H179ZM209 158V159H208ZM260 158H263V160L261 161L260 160ZM117 159H119V161L117 160ZM166 159V158H165ZM164 159V160H165ZM221 159V160H220ZM242 159H244V160H242ZM126 160V161H125ZM127 160H128V163H127ZM164 160H162L163 161V163H164ZM173 160V159H172ZM195 160H197V161H195ZM231 160V161H230ZM239 160V161H238ZM124 162V164H121V162ZM131 161H133V162H131ZM153 161H155V162H153ZM180 161V162H179ZM242 161V162H241ZM257 163H256V162ZM122 162V163H123ZM160 162V161H159ZM208 162V163H207ZM226 164H225V163ZM254 162V163H253ZM262 162V163H261ZM126 163V164H125ZM164 163V164H165ZM180 163V164H179ZM216 163V164H215ZM258 164V163H261V164H258V165H256V164ZM113 164H112V166H113ZM158 164V163H157ZM245 164V165H244ZM253 164V165H252ZM137 165H138V168H137ZM142 165V166H141ZM162 165L164 166V167H162ZM189 165V166H188ZM214 165V166H213ZM216 165V166H215ZM241 165V166H240ZM243 165V166H242ZM260 165V166H259ZM169 166V167H168ZM188 166V167H187ZM258 166V167H257ZM139 167H141V168H139ZM199 167V168H198ZM211 167V168H210ZM216 167H218L219 169H217ZM259 167H260V169H259ZM166 168H169V169H166ZM181 168V169H180ZM188 168H189V170H188ZM255 168V169H254ZM117 169V168H116ZM116 169H114L116 172L118 171V170H116ZM123 169H125V170H123ZM127 169V170H126ZM136 169V170H135ZM137 169L139 170V171H137ZM141 169V170H140ZM163 169V170H162ZM175 169V170H174ZM179 169V170H178ZM204 169V170H203ZM215 171H214V170ZM217 169V170H216ZM174 170V171H173ZM188 170V171H187ZM219 170V171H218ZM238 170V171H237ZM250 170V171H249ZM252 170V171H251ZM111 171L113 172V169H111ZM114 171V172H115ZM123 171V172H122ZM144 172L145 173V175L146 174H148V175H144L143 173L141 174V172ZM127 172V173H126ZM128 172H130V173H128ZM134 172V173H133ZM135 172H137L138 174H136ZM147 172H149V173H147ZM161 172H166V174L165 173H161ZM173 172V173H172ZM183 172V173H182ZM187 172H189V173H191L192 174V176H191V174H189V173H187ZM197 172V173H196ZM245 172V173H244ZM256 172V173H255ZM125 173H126V175H125ZM160 173V174H159ZM167 173H168V175H167ZM171 173V174H170ZM196 173V174H195ZM228 175H227V174ZM244 173V174H243ZM249 173V174H248ZM108 174H107V176H108ZM116 174V173H115ZM132 174V175H131ZM133 174H134V176L135 175H137V176H135V177H133ZM165 175V176H163L162 177V175ZM186 174V175H185ZM195 174V175H194ZM199 176H198V175ZM204 174H206V175H204ZM236 174H238V176L236 175ZM239 174L241 175L240 177H239ZM118 175V174H117ZM129 175V176H128ZM151 175V176H150ZM154 175L156 176V177H154ZM159 175V176H158ZM167 175V176H166ZM179 175H181V176H179ZM242 175H244V176H242ZM250 175V176H249ZM114 176V177H113ZM126 176H128V178L130 177V179H128L127 181H128V185H127V181H126V179H127V177ZM138 176H139V180H137L138 179ZM142 176H144V177H142ZM149 176V177H148ZM152 176H153V178H152ZM231 176V177H230ZM237 176V177H236ZM256 176V177H255ZM144 178V179H142V178ZM166 177V178H165ZM169 177H172V178H169ZM175 177V178H174ZM234 177V180H235V177H236V180L234 181L232 178ZM249 179H248V178ZM260 177V178H259ZM155 178V179H154ZM163 178V179H162ZM177 178V179H176ZM197 178V179H196ZM240 178V179H239ZM243 178V179H242ZM252 178H255V179H252ZM258 178L260 179V181L258 180ZM97 179V178H96ZM140 179H142V180H144L143 182H141L142 180H140ZM158 179V180H157ZM238 179V180H237ZM130 180V181H129ZM161 180V181H160ZM172 180V181H171ZM177 180V181H176ZM191 180V181H190ZM239 180H240V182H239ZM246 180V181H245ZM119 183H118V182ZM126 181V182H125ZM137 181V182H136ZM138 181H140V182H138ZM120 185V186H118V185H114V184H117V183ZM135 182V183H134ZM145 182L147 183V184H145ZM172 182V183H171ZM192 182V183H191ZM236 183L235 185H234V183ZM244 182V183H243ZM125 183H126V185H125ZM143 183V184H142ZM156 183H157V185H156ZM213 183H215V184H213ZM222 183V184H221ZM232 183H233V186H232ZM239 183H241V184H239ZM250 183V185H249V187H250V189L248 188V185L247 184H249ZM121 184H124V185H121ZM129 184H131L130 186H129ZM169 184V185H168ZM182 184V185H181ZM213 185V187H212V185ZM114 185V186H113ZM145 185H147L146 187H144ZM150 187H149V186ZM156 185V186H155ZM185 185V186H184ZM238 185H241V186H244V187H239V190H238ZM247 185V186H246ZM108 186H110V185H108ZM118 186V187H117ZM124 188H122V187ZM139 187V188H137V187ZM142 186V187H141ZM195 186V187H194ZM199 186V187H198ZM201 186H203V187H201ZM258 186V188H256ZM263 186V187H262ZM128 187V188H127ZM144 187V188H143ZM148 187V188H147ZM153 187H155L154 189H153V191H152V195H150V197L148 196L149 194H151V193H148V191L146 190V189H148L150 192H151V190H152V188ZM208 187V188H207ZM212 187V188H211ZM236 188V190H235V188ZM0 188L2 189V186H0ZM88 188V187H87ZM116 188H118L119 189V191H120V189L122 188V190L119 192L118 191V189H116ZM127 188V189H126ZM141 188V189H140ZM143 188V189H142ZM179 188V189H178ZM182 188H184V189H182ZM218 188V189H217ZM229 188V189H228ZM241 188H243L244 190H246V191H248L249 192V194L247 193V192H245L244 190H240ZM1 189H0V194H1ZM132 190V191H130V190ZM178 189V190H177ZM201 189V190H200ZM202 189H203V191H202ZM206 189V190H205ZM223 189V190H222ZM248 189V190H247ZM125 190V191H124ZM159 190V191H158ZM184 190V191H183ZM198 190H199V192H198ZM208 190V191H207ZM232 190H234V191H232ZM250 190H252V193H254L253 195H252V193H251V191ZM177 191V192H176ZM189 191H191V192H189ZM193 191L194 192H196L195 194L193 193ZM209 191H211L210 193H209ZM228 192L227 194H229L228 195V197H227V194L226 193H224V192ZM236 191H237V193H236ZM118 192V193H117ZM128 193V195L126 196V193ZM141 192H143V193H141V195H143V196H141V195H139ZM175 192V193H174ZM215 192V193H214ZM231 192V193H230ZM234 192V193H233ZM124 193H125V195H124ZM139 193V194H138ZM146 193H148V194H146ZM155 193V194H154ZM184 193V194H183ZM188 193H190V194H188ZM257 193V194H256ZM131 194H132V196H131ZM172 194H174V195H172ZM176 194V195H175ZM179 194V195H178ZM183 194V195H182ZM189 196H188V195ZM208 194H209V196H211L212 197V199L208 196ZM231 194H232V196H231ZM170 195V196H169ZM178 195V196H177ZM181 195V196H180ZM197 195V196H196ZM236 197H235V196ZM256 195L259 197H256ZM262 195V198L260 197ZM1 196V195H0ZM155 198H154V197ZM156 196H157V198H156ZM183 196V198L181 199L180 197H182ZM188 196V197H187ZM254 196V197H253ZM131 197V198H130ZM145 197V198H144ZM146 197H147V199H146ZM164 197H165V199H164ZM169 197H172V198H169ZM174 197V198H173ZM177 197H179V199H181L180 201L178 200V198ZM195 197V198H194ZM224 197V198H223ZM226 197H227V199H226ZM231 197V198H230ZM246 197H248V198H246ZM137 198V199H136ZM142 198V199H141ZM151 198V199H150ZM163 198V199H162ZM175 198L177 199V203H176V200H175ZM230 198V199H229ZM235 198H236V203L234 202V200H235ZM245 198V199H244ZM253 200H252V199ZM131 199V200H130ZM161 199V200H160ZM173 199H174V201H173ZM197 199H198V201H197ZM226 199V200H225ZM229 199V201H227ZM257 199H259V200H257ZM261 199V200H260ZM262 199H263V203H262ZM140 202V201H142V206L144 205V208L142 207V209H144V213L145 214H143V212H142V209H141V212L142 213H140V211H138L139 209H136V206L138 207H140L141 205V203H139V205H137L138 204V202ZM145 200H147V202L145 201ZM164 200V201H163ZM169 200H171V202L169 201ZM201 200V201H200ZM211 200H213V201H211ZM221 200V201H220ZM251 200H252V202H251ZM144 201V202H143ZM173 201V202H172ZM182 201V202H181ZM200 201V202H199ZM149 202V203H148ZM165 202H168V203H170L169 205H172V206H169L167 203H165ZM202 202V203H201ZM214 202H215V204H217V205H214ZM223 202H224V205H223ZM228 203V205H229V207H228V205H226L227 203ZM127 203V204H126ZM144 203V204H143ZM159 203V204H158ZM164 203H165V205H164ZM177 205H176V204ZM179 203L182 205H179ZM193 203H195V205L193 204ZM147 204V206H145ZM175 204V205H174ZM191 204H193V205H191ZM213 204V206L211 207V205ZM233 204H235L234 206H233ZM245 204V205H244ZM128 205V206H127ZM160 205V206H159ZM174 205V206H173ZM183 205H184V207H185V209H187V210H184V207H183ZM186 205V206H185ZM204 205V206H203ZM219 205L221 206V207H219ZM224 206V208H223V206ZM236 205H237V207L238 208H236ZM239 205V206H238ZM244 205V206H243ZM134 206H135V208H134ZM149 206V207H148ZM151 206V207H150ZM159 206V207H158ZM171 207L170 209H168L169 207ZM179 206V207H178ZM207 206H208V208H207ZM248 206V207H247ZM138 207V208H139ZM154 209H153V208ZM163 207V208H162ZM164 207H168V208H165L164 209ZM172 207H173V209H172ZM176 207V208H175ZM178 207V208H177ZM180 207H181V209H180ZM193 207V208H192ZM200 207V208H199ZM148 208V209H147ZM164 209V210H159V209ZM202 208V209H201ZM228 208H230V209H228ZM145 209H147V211L145 210ZM151 210V212H150V210ZM167 209H168V211H167ZM175 209V210H174ZM177 209V210H176ZM193 209V210H192ZM235 209H236V211H235ZM248 210V211H246V210ZM125 210V211H124ZM149 210V211H148ZM154 210H155V213H154ZM158 210L159 211H162V212H159L158 213ZM169 210L170 211H172L173 213H169ZM199 210V211H198ZM240 210V211H239ZM129 211V212H128ZM139 212V214L137 213V212ZM157 211V212H156ZM174 211H176V212H174ZM180 211V212H179ZM192 211V212H191ZM197 211V212H196ZM128 212V213H127ZM153 212V213H152ZM164 212V213H163ZM168 212V213H167ZM182 212V213H181ZM186 212V213H185ZM189 212V214H188V216H189V218L187 217V213ZM195 212V213H194ZM205 212V213H204ZM210 214H209V213ZM238 212V213H237ZM243 213V215H241V213ZM247 212V213H246ZM133 213V214H132ZM134 213H135V215H137L136 217H135V215H134ZM147 213V214H146ZM179 213H181V214H179ZM193 213V215H192V217H190L191 216V214ZM206 213H208L207 214V216H206ZM143 214V215H142ZM151 214V215H150ZM155 214V215H154ZM158 214V215H157ZM162 214H164V216L166 217V216H170V217H166L165 218V220H164V216L162 217L161 215ZM169 214V215H168ZM204 214H205V216H204ZM126 215V216H125ZM131 215H133V217L131 216ZM178 215V216H177ZM180 215V216H179ZM245 215V216H244ZM129 216H131V217H129ZM142 216H144V217H142ZM146 216H147V218H146ZM149 216V217H148ZM227 216V218H225V217ZM229 216V217H228ZM70 217H73V221H74V217H75V215H72V216H70ZM129 217V218H128ZM159 217V221L157 220V218ZM176 218V219H170V218ZM181 217H183L184 219H181ZM207 217V218H206ZM76 218V217H75ZM121 218V219H120ZM149 218V219H148ZM152 218V219H151ZM190 218H191V220H190ZM192 218H193V220H192ZM206 218V219H205ZM221 218V219H220ZM113 219H110L109 218V220L107 219V221H108V223L110 224V226L109 227H111V225H113L112 223H113ZM118 219V220H117ZM127 219V220H126ZM130 219H133L132 221L130 220ZM140 219V220H139ZM144 219V220H143ZM151 219V220H150ZM154 219H155V222H154ZM160 219H161V221L162 220H164V221H162V223H161V221H160ZM177 219H179V221H177ZM220 219V220H219ZM246 219V220H245ZM76 220V219H75ZM123 220V221H122ZM124 220L126 221V222H128V220H129V223H133L132 225L130 224H128V223H126V222H124ZM135 220H137L136 222H135ZM153 220V221H152ZM157 220V221H156ZM181 220V221H180ZM205 220H206V222H205ZM71 221V220H70ZM141 221L143 222V224L145 225V226H143V224L141 225ZM149 221V222H148ZM166 221V222H165ZM201 221V222H200ZM203 221H204V223H203ZM220 221H222V222H220ZM154 222V223H153ZM171 222V223H170ZM174 224H173V223ZM197 222L199 223V224H197ZM226 222V223H225ZM122 223V224H121ZM137 225H135V224ZM146 223V224H145ZM150 223V224H149ZM164 223H166L165 225H164ZM170 223V224H169ZM175 223H177L176 225H175ZM178 223H181V225L180 224H178ZM183 223V224H182ZM196 223V224H195ZM208 223V224H207ZM221 223V224H220ZM250 223V222H249ZM123 224H124V227L125 226H127L128 225V227H127V229H126V227H125V230H121V232H119L120 231V229H121V227L122 228H124L123 227ZM126 224V225H125ZM140 225V227H141V229H140V227H139V225ZM169 224V225H168ZM188 224H189V227H188ZM193 224V225H192ZM240 224V226L238 227V225ZM147 225V226H146ZM148 225H149V227H148ZM150 225H152L153 226V228L155 229V230H153V228H152V226H150ZM159 225L162 227L161 229H160V227H159ZM166 225H168L167 227H166ZM181 227H180V226ZM185 227H184V226ZM195 225H197V227L195 226ZM129 226H131L130 228H129ZM133 226H135V227H137V228H135V227H133ZM176 226V228H174ZM217 226V227H216ZM159 229H158V228ZM229 227V228H228ZM133 228H135V229H133ZM147 228V229H146ZM174 228V230L175 231H173V230H171V229H173ZM226 228H228V229H226ZM130 229V231H129V233H131V234H129L128 233V231L127 230H129ZM144 229V230H143ZM190 230V233L187 231V230ZM230 229V230H229ZM135 230V231H134ZM137 230V231H136ZM153 230V231H152ZM157 230V233L156 232H154V231H156ZM126 231V232H125ZM141 233H140V232ZM152 233H151V232ZM165 231V232H164ZM170 231V232H169ZM178 231H180L179 233H178ZM183 231V232H182ZM187 233H186V232ZM233 231H235V232H233ZM119 232V233H118ZM135 232H136V235H135ZM145 232H147L148 234H146ZM163 232V233H162ZM198 232V233H197ZM200 232V233H199ZM55 233H57V234H62V236H66V234L63 232V231H61V230H56L55 231ZM149 235L150 233H151V236L152 237H149V239H147V236L145 235ZM166 233H168V234H171L172 235V237H170V236H168L167 237V239H165L166 238ZM56 234V235H57ZM138 234V235H137ZM141 234V235H140ZM156 234H160V235H158V236H156ZM180 235V236H179ZM198 235V236H197ZM202 235H203V237H202ZM61 237V235H57V237ZM162 237L163 238V240H162V238L160 239V241H159V244H158V240H159V238L158 237ZM175 236V237H174ZM177 236H179V237H177ZM202 237V239H200L199 237ZM226 236V237H225ZM59 237V238H60ZM155 238V240H153L152 241V238ZM193 237H195V238H193ZM224 237V238H223ZM62 239H63V237H61ZM60 238V239H61ZM176 238V239H175ZM221 238V239H220ZM222 238H223V240H222ZM65 239V238H64ZM112 239H114V240H112ZM144 239H145V241H144ZM177 239H179V240H177ZM181 239V240H180ZM183 239V240H182ZM197 239H198V241H197ZM210 239V240H209ZM131 240H133V241H131ZM169 240V241H168ZM205 240H209L208 242L207 241H205ZM113 241H115V242H113ZM133 243H131V242ZM142 241H144V243L142 242ZM155 241V242H154ZM182 241V242H181ZM218 241V242H217ZM222 241V242H221ZM135 242V243H134ZM152 244H151V243ZM154 242V243H153ZM179 242H181V243H179ZM207 242V243H206ZM113 243H114V245H113ZM118 243V244H117ZM121 243H123V244H121ZM137 243V244H136ZM144 245H143V244ZM191 243V244H190ZM202 243V244H201ZM210 244V246H209V244ZM214 243V244H213ZM101 244V245H100ZM103 244V245H102ZM117 244V245H116ZM131 244V245H130ZM140 244H142V247L140 246ZM164 244V245H163ZM191 246H190V245ZM201 244V245H200ZM212 244V245H211ZM223 244V245H222ZM137 245V246H136ZM148 245H151V246H148ZM183 245V246H182ZM202 245H206L207 247H209L210 249V251L208 250V248L207 247H205V248H207V250L204 248V246H202ZM215 245V246H214ZM101 246V247H100ZM147 246V247H146ZM154 246V247H153ZM165 246V247H164ZM198 246V247H197ZM200 246V247H199ZM202 246V247H201ZM140 247H141V249H140ZM144 247V248H143ZM151 247V248H150ZM161 247V248H160ZM213 247V248H212ZM107 248V249H106ZM113 248V249H112ZM145 248H147V250L145 249ZM150 248V249H149ZM162 249V250H161ZM163 249H164V251H163ZM202 249V250H201ZM205 249V251H208L210 254H207L208 252H206V254H204L205 253V251H203ZM220 249H222V250H220ZM97 250V251H96ZM106 250V253L104 252V251ZM157 250H159V251H157ZM91 251H93V252H91ZM116 251V252H115ZM153 251V252H152ZM201 251V252H200ZM204 253H203V252ZM263 251V252H262ZM96 252V253H95ZM101 252V253H100ZM103 252H104V254H105V256H104V258L103 257H101L102 256V254H103ZM219 252H220V254H219ZM92 253V254H91ZM99 253V254H98ZM112 253H113V255H112ZM120 253V254H119ZM153 253V254H152ZM165 253V254H164ZM222 253H223V255H222ZM97 254V255H96ZM101 254V255H100ZM108 254V255H107ZM127 254V255H126ZM212 254V255H211ZM93 255V256H92ZM106 255L108 256V257H110V255L113 257V259H111V258H109L108 259V257H106ZM165 255V256H164ZM180 255V256H179ZM101 258H100V257ZM129 256H131V258L129 257ZM172 256L173 257H175V258H173V260L171 261V258H172ZM207 256H211V258L212 257H214L215 256V258H214V260H212L211 258H207ZM218 256V257H217ZM167 257V258H166ZM259 257H261L260 258V263L261 264H264V248L260 251V255H259ZM97 258H99V260H100V262H99V260H97ZM136 258V259H135ZM139 258V261L137 262V259ZM170 258V260H168ZM221 258V259H220ZM225 258V257H224ZM88 260L87 262H85V261H83V260ZM108 259V260H107ZM135 259V260H134ZM140 259H142L143 260V262H142V260H140ZM187 259V260H186ZM188 259H189V261H188ZM211 261H210V260ZM218 259H220L219 260V262H218ZM102 260V261H101ZM105 260V261H104ZM118 260V261H117ZM123 260V262H125ZM217 260V261H216ZM262 260V261H261ZM83 261V262H82ZM106 261H107V263H106ZM190 261H192V262H190ZM199 261H201V262H199ZM213 261H215V263L213 262ZM222 263H221V262ZM116 262V263H115ZM164 262V263H163ZM205 262V263H204ZM224 262V263H223ZM259 263V264H260Z\"/></svg>", "mask_w": 264, "mask_h": 264}, {"label": "bare ground", "instance_id": "obj_2", "mask_svg": "<svg viewBox=\"0 0 264 264\" xmlns=\"http://www.w3.org/2000/svg\"><path fill=\"white\" fill-rule=\"evenodd\" d=\"M13 0H11L10 1V3L12 2ZM15 2L14 3H12V9H8V10H13V4L14 5H16L15 3H16V0H14ZM28 1V0H27ZM26 0H25V2H27ZM103 1V0H102ZM106 1H109V0H104L103 1V3L104 2H106ZM114 1H117V0H114ZM120 1V0H119ZM125 1L126 0H124V3H125ZM134 1H137L138 2V5L140 4V5H142L143 7L147 4V3H149V2H151V3H154V9L152 8V7H149V9H150V11H151V8L153 9L152 10V12L149 14V17H148V19L145 21V23L143 22V21H141L142 23H144L143 24V26L141 27L140 26V28H143L142 29V31H139V34L138 35H141V38H138L137 40H139V41H137V44L139 43L140 44V42H141V46H143V53H144V51H149L150 53H149V55L150 54H154L157 58H159L160 59V65L165 69V70H168L169 68H171V66H172V63H171V61L168 59V57H165L166 55H165V53H162V55H160V54H158V50H157V48L158 47H156V45H155V40H156V37L155 36H158L159 37V34L160 35H165L166 37L167 36H169V35H171V28H172V26L169 24L171 21H173L174 19L173 18H175V20H177V18L181 15V3L183 2V1H188V2H191V4H193L196 0H134ZM207 1V0H206ZM220 1V0H219ZM222 1V0H221ZM233 1V0H232ZM231 1V2H232ZM235 1V0H234ZM254 0H252V2H253ZM257 3H261V0H255ZM264 0H262V2H263ZM29 2V1H28ZM27 2V3H28ZM33 1H31L30 3H28V6L31 8V7H34L35 5H32L31 6V3H32ZM37 2H38V4H39V6H41V7H45V8H47V9H49L51 12H49V16L50 15H53L50 19H49V17H48V19L49 20H51V22L50 21H48V20H46V21H48L47 23H48V25H49V23H51V27H52V29H53V33H52V29H51V31H48L47 30V33H45V36H47V35H49V34H51V35H49L50 37V39H51V37H52V34L54 35V33L56 34V36H58V38H56V36L54 35L53 37H54V39H53V37H52V39L51 40H53L52 41V43L55 41L56 42V40L55 39H58V40H62V42L64 41V43H60V44H64L65 46H63V47H65V48H63V49H65V51H66V53L64 54V52L65 51H63V52H61V53H63L64 55H66L67 57H69V58H72L71 59V66H70V63H69V67L68 68H66L67 70H65V71H60L61 73H60V77H61V79H60V77H59V79H58V77H57V82L58 81H60L61 80V86L60 87H62V91L58 94V97L56 98V99H54V101L51 99H49V98H46L47 97V95H46V93L48 92V94L50 93L49 91L50 90H48L47 91V89H49V88H47L46 86H44L45 88H47L46 89V91L47 92H45V94H43L42 96L40 95V88L38 89L37 88V90H39L38 91V94H37V91L36 90H33V92H35L36 91V94L34 93V95H33V92L32 93H29V94H32L33 95V98L35 97V99H38L39 98V100L41 101V99L40 98H42V97H44L46 100H44L43 101V98H42V101H41V103L43 104L42 105V107L43 106H46L47 108H45L46 110H41V109H37V108H33V111L38 115V117L41 119V118H44V117H47V118H49L50 120H51V122L53 123V125L52 126H54V128H56V132L54 133V134H51L50 133V135L51 136H49V135H47V138H45L44 139V141H46V143H47V145H48V147L49 148H34V149H32L31 150V152H27L28 154H26V155H23L22 157L20 156V158L18 159V160H12V161H9V162H7V161H5V158L2 156V154L0 153V186H2V189H1V196H0V264H70V263H68L70 260H72V262H73V260H78V258H80L81 256L82 257H85V256H89L88 255V253H89V250L91 249V248H93L94 246H96L97 245V243H99L98 242V239H101L103 242H105V241H108V238H109V233L111 232V230L113 231V229L115 230V227L117 226V221H115L113 218H115L114 217V215H117L118 214V212L120 211V209H119V207L121 208L122 206H118V204L120 205V202L122 201L123 202V200L122 199H125V198H122V197H124L123 195H122V193H120L121 195H117L116 193H115V188L113 189L112 188V183H114L116 180H118L117 178L119 177V173H121V170L120 169H122V168H125L124 166H127L126 168H129V171L133 168L132 167V164L134 163L133 161H131V162H133V163H131V165H130V167H128V165L129 164H127V165H121V167H117L119 164H115V165H117L116 167H115V165L112 163L114 160H115V158H117V155L116 154H114V148L113 147H111V146H113L114 144H115V142H111V140H114L116 137L117 138H119L118 136H121V138H120V141H121V139H122V136H124V140H125V137H126V139H130V137L128 138V136H125V135H122L121 133H123L120 129H121V127H122V124L120 123L124 118H123V115H121L122 117H120V118H118V112L117 111H115L117 108L115 107V112L117 113V114H115V115H111L112 117H113V119L112 120H110L109 122H108V119H107V123H105L104 121H103V119L101 118V116H100V114H98V113H93L94 112V110H93V112H92V115L90 116L89 115V113H87L89 116H90V118H89V121H88V123L90 122L91 124H92V126H93V130H94V132L96 133V139H94V136L95 135H93V139H92V137H90V139H89V137L88 138H80L79 137V132H78V130L80 129V128H82V127H84V125H85V127H87L88 128V125H87V123L85 124V122H81L80 124H82L81 125V127L79 128V126H78V128L79 129H77V122H78V116H77V109H78V106L80 105V103L82 102V101H84V100H80L79 99V97H78V94L81 92V91H77V92H79V93H77V95L75 94V96L74 97H71L72 95H70V97L68 96V93H70L69 91H68V87H69V85H71V86H73V88L75 89V90H77V89H80V90H82V92H85V94L88 96V100L87 101H84L85 103H88L89 101H90V103L92 102V103H96V102H98L103 96H105V97H103V99H105L106 97H109V100H111L112 98H113V89L111 90V87L113 86L112 85V83H115V79H114V77H112L111 75H109L110 73V67L111 68H113L114 67V63L113 62H116V64L119 66V64L118 63H120V64H122L123 65V67H124V70H123V72L125 73V79H129V80H132V81H135V84L136 83H138V85H140L141 86V81L142 80H144L145 79V81H143V82H145L144 83V85H143V83H142V85H143V90L144 91H154L155 92V96H159V94L161 93V94H163L164 95V99H162V100H166V103L167 104H169V105H171V103H170V99H172V98H174V96H176L175 94H176V92L174 91V92H168V91H166V90H163V88H162V84H164L166 81H165V78H161L160 80H158V82L156 81V82H154L153 81V77H151L150 75H151V73L152 72H154V71H152V69L150 68V67H148V68H150V69H148V71L147 72H150V70L152 71L151 73H150V75H148V74H143V72H142V74H141V63L139 62V61H141V59L140 60H137L138 61V63H140V64H136L135 63V61H134V54L131 52V49H133V45H131L132 44V42L134 41L133 39H135V37H133V41L130 39V38H132L131 36L132 35H130L128 38L125 36V38H127V39H125L124 37V40L127 42V47H129V44H130V46H132V48L130 47V50H128L129 48H127V47H122V46H117V45H119V44H117L116 43V48H117V50H118V52L120 53L118 56H113V55H111L112 56V58H111V56H110V59H112V60H110L109 58H108V60L105 58V56L103 55V54H106V51L107 50H109V48H107V50L105 51V50H103V48H104V46H102L103 48H102V50L103 51H105L103 54L102 53H97V52H95V50L97 49H99L100 48V46H98V45H100V43L102 42V40H103V38H105V37H107L108 35H109V33H111V32H114V30H113V21L114 20H116L117 18H119L120 17V15H123V14H125V17H126V12H127V10H125L126 9V7L124 8V6L121 4V6L122 7H120V8H124V10H117V8H115L114 6H106V4L104 3H101L100 2V0H71V6H72V8L74 9L72 12H75L74 13V16L71 14L72 12H71V10H69L68 8H64V9H61V7L58 5V3H57V1L56 0H37ZM199 3V1H196V3ZM204 2H205V0H204ZM224 2H227V4L229 3L228 2V0H224ZM236 2V1H235ZM241 2V1H240ZM9 2H7L4 6L6 7V6H9V8L11 7V5H9L8 4ZM23 0H22V3H18V9L17 10H19V9H23L22 7H20L21 6V4H22V6H24L23 5ZM26 3V4H27ZM107 3V2H106ZM119 3H121V1L119 2ZM127 3V2H126ZM213 3H215V2H213ZM217 3H218V1H217ZM217 3H215L214 5H212V6H209V8H211V7H215V10L217 9V12L221 9V8H223L224 7V9H227V8H230V7H227V8H225L226 6H224V4L222 5L223 7H221L220 6V4H218L217 5ZM33 4H35V2H33ZM130 3H128V5H129ZM137 4V3H136ZM135 4V5H136ZM158 4H162V6H159ZM200 4V3H199ZM199 4H197V6L199 5ZM202 4V3H201ZM222 4V3H221ZM227 4H225V5H227ZM229 4H231V3H229ZM233 4V3H232ZM232 4H231V6H232ZM236 4H238V1L236 2ZM236 4H235V6H236ZM252 4V3H251ZM128 5H127V7H128ZM131 5H132V2H131ZM138 5H136L137 6V8H139L138 7ZM149 5H150V3H149ZM152 5V4H151ZM208 5V3H206L205 2V5H204V3H203V6L204 7H206ZM254 5V4H253ZM262 5V4H261ZM260 5V6H261ZM130 6V5H129ZM133 6V5H132ZM196 6V5H195ZM196 6V7H197ZM200 6H202V5H200ZM199 7L198 6V8H200L201 9V11L203 12L202 14H204L205 15V13H207V14H211L210 13V11L212 10V8H211V10L209 11V13L207 12V11H203L202 9H204V7ZM221 8H220V7ZM15 7V6H14ZM29 7H28V9H29ZM162 7V10L160 9V8ZM214 7H213V9H214ZM217 7V8H216ZM254 8H257V10H259L258 9V7H255V6H253ZM133 8V7H132ZM136 8V9H137ZM142 8V7H141ZM159 8V9H158ZM197 8V9H198ZM207 8V7H206ZM205 8V10H207ZM218 8H220L219 10H218ZM234 7H232V10L235 12V10L233 9ZM262 8H264V5L262 6ZM3 9V6H2V8L0 9V10H2ZM40 8H38V9H36V12L39 10ZM145 9V8H144ZM43 10V9H42ZM147 10V9H146ZM188 10H189V8H188ZM215 10H213V12L215 11ZM230 10V11H229ZM229 10H226V11H228L227 13L229 14L230 12H232V10H231V8L229 9ZM262 11H263V9H261ZM14 11V10H13ZM40 11V10H39ZM134 11V10H133ZM136 11V10H135ZM137 11H138V9H137ZM144 11V10H143ZM197 11V10H196ZM199 11V10H198ZM221 11V12H220ZM219 12L220 13H222V9L220 10ZM237 11H238V9H237ZM240 11V10H239ZM16 12V11H15ZM26 13L25 14H29L27 11H25ZM36 12H34V14L36 13ZM130 12H132L131 10H130ZM130 12H127V14H128V17L130 16ZM184 11H182V13H183ZM186 12V11H185ZM184 12V13H185ZM205 12V13H204ZM212 12V13H213ZM241 12V11H240ZM244 12V11H243ZM258 12H260V10L258 11ZM258 12H257V14H258ZM17 13V12H16ZM22 13V12H21ZM51 13V14H50ZM53 13V14H52ZM142 13H144V14H146L145 12H142ZM198 13V12H197ZM201 12H199V14H200ZM214 13H216V11L214 12ZM233 13V12H232ZM236 14H237V12H235ZM252 12H249V14H251ZM5 14H7V13H5ZM10 14V11H8V15H7V18H8V16H10L9 15ZM12 14H13V12H12ZM18 14V13H17ZM32 14V13H31ZM31 14H29V17H26V16H24V17H26V18H23V19H31V17H30V15ZM43 14V13H42ZM134 14H135V12H134ZM133 13L131 14V16L133 15V16H136V15H134ZM143 14V16H145ZM198 14V15H199ZM201 14V15H202ZM234 14V13H233ZM245 14V13H244ZM20 15V14H19ZM19 15H17V16H19ZM138 15V14H137ZM211 15H214V14H211ZM219 15V18H218V20L220 19V14H218ZM230 15H231V13H230ZM230 15H228L229 16V18L231 17V19L233 18L232 16H230ZM254 15H256V14H254ZM16 16V17H17ZM35 17L37 16V17H39V16H41V13H40V15L38 16L37 15V13L34 15ZM124 16V15H123ZM139 16H141V15H139ZM139 16H137V17H139ZM146 16H148V15H146ZM206 16V15H205ZM238 16H239V14H238ZM238 16H237V18H238ZM247 16V15H246ZM257 16V15H256ZM255 16V17H256ZM260 16V15H259ZM263 16V15H262ZM15 17V18H16ZM36 17V18H37ZM86 17H87V19H89L88 21H90V25H91V30H94V31H97V33L98 34H100V36H102L101 37V39H100V43H99V41L97 40V38H95V37H97L96 36V34L95 35H93V38H95V40H93V38L92 39H90L91 37H89V36H91L90 35V33H88L87 31H89V29H87V31L86 32H84L83 31V29H82V21H83V19L85 18L86 19ZM181 17V16H180ZM182 17H184L183 15H182ZM199 17H200V15H199ZM198 17V18H199ZM207 17H208V15H207ZM207 17H204L205 18V20L207 19ZM210 18L212 17V16H209ZM208 17V19H210ZM234 17H235V15H234ZM250 18L252 17V14L249 16ZM249 17H247V18H249ZM254 16L252 17L254 20L256 19V18H258V21H259V17L257 16L256 18H255ZM261 17V16H260ZM14 18V19H15ZM20 18H21V15H20ZM19 17H17V19L19 20L20 19ZM36 18H34L33 17V19H36ZM185 18V17H184ZM201 18V17H200ZM203 18V17H202ZM201 18V19H202ZM213 18V17H212ZM211 18V19H212ZM228 18V19H229ZM246 18V17H245ZM17 19L16 20H14V22H16L17 21ZM32 19V20H33ZM40 19V18H39ZM123 19H125V18H123ZM123 19L121 18V20L123 21ZM132 19V18H131ZM130 19V20H131ZM180 19V18H179ZM208 19L206 20V21H208ZM210 19V20H211ZM214 19V18H213ZM230 19V20H231ZM253 19L251 20L250 19V21H253ZM262 19H264V18H262ZM9 20V19H8ZM32 20H29L28 22H29V24L30 23H33L32 22ZM37 20V19H36ZM35 20V21H36ZM126 20V19H125ZM124 20V21H125ZM196 20V19H195ZM199 20V19H198ZM234 20H235V18H234ZM233 20V21H234ZM239 20L241 21V18H239ZM249 19H247V21H248ZM188 21V20H187ZM212 21V20H211ZM220 21V20H219ZM225 21H226V19H225ZM237 21H238V19H237ZM261 21V20H260ZM25 22V20L23 21L22 20V27L23 26H25V24H27V23H24ZM41 22V23H40ZM40 22H37V23H40L41 25H42V22H44V21H40ZM117 22H118V20H117ZM132 22V21H131ZM131 22H130V24H131ZM138 22V21H137ZM136 22V23H137ZM174 22V21H173ZM172 22V23H173ZM182 22V21H181ZM180 22V23H181ZM197 22H199V21H197ZM201 22V21H200ZM216 22V21H215ZM218 22V21H217ZM230 21L228 20V23H229ZM249 22V21H248ZM257 22V21H256ZM263 22V21H262ZM261 22V23H262ZM119 24L121 23V21L119 20V22H118ZM118 23H117V25H118ZM123 23L124 22H122L121 23V25H123ZM125 23H127V22H125ZM124 23V25H123V27L122 26H120L119 25V27L120 28H125L126 27V25L128 24H125ZM203 23V22H202ZM205 23V22H204ZM203 23V24H204ZM209 23H212V22H209ZM219 23V22H218ZM232 25H233V23L232 22H230ZM241 23H243L242 21H241ZM19 24V23H18ZM39 24V25H40ZM173 24H175L176 25V22L175 23H173ZM212 24H214V23H212ZM212 24H210V28H212ZM224 24V23H223ZM225 24H226V22H225ZM224 24V25H225ZM235 24V23H234ZM236 24H237V22H236ZM240 23H238V25H239ZM244 24H246V23H244ZM244 24H242L241 25V27L244 25ZM249 24H250V22H249ZM256 26L258 25L257 23H254ZM30 25H33V24H30ZM39 25H37V27L39 28ZM132 25H134V23H132ZM142 25V24H141ZM174 25V26H175ZM181 25V24H180ZM212 25V26H211ZM231 25V26H232ZM238 25H234V27H235V29H236V33H237V35L236 36H239L240 35V33L241 32H243L242 33V35L245 33V34H247L246 32H244V31H241L240 30V28H239V26ZM246 25H248V24H246ZM253 25V24H252ZM254 25V26H255ZM35 25H33V27H34ZM128 26V25H127ZM173 26V27H174ZM182 26H184V25H182ZM219 26H221L220 28H222V24H220ZM218 26V27H219ZM236 26H238V28L236 27ZM264 26V25H263ZM8 27V26H7ZM29 28V26H26V28ZM32 27V26H31ZM37 27H34V28H36V31H37ZM40 27H42V26H40ZM132 26H130V28H131ZM137 28L136 29H138V24H137V26H136ZM176 28H174V29H176V33H180V31H179V28L177 27V26H175ZM185 27V26H184ZM214 27H215V25H214ZM213 27V36H215L214 35V33H215V28H217V27H215L214 28ZM228 27H229V24H228ZM248 27V26H247ZM258 28H259V26H257ZM26 28H25V30H26ZM28 28H27V30H28ZM34 28H31V29H33L34 30ZM127 28H128V30H127ZM126 29H124V31H129V32H126L127 34L129 33V34H133V36H135L134 35V33L133 32H131V30H129V26L127 27ZM260 28H261V25H260ZM263 28V27H262ZM16 29V31H20L19 30V28L18 27H16L15 28ZM31 29L29 28V30L28 31H31ZM132 29V28H131ZM193 29V31H194V28H192ZM219 29V28H218ZM231 29V28H230ZM230 29L228 30V31H230ZM252 29H253V31H251V33H250V36L249 35H247V36H249V40L248 41H245V40H243L242 39V36L240 37L241 38V40H240V38H239V40H240V42H235V43H232L229 39L230 38H225V37H229V36H224V37H222L223 36V34H221V37H218V36H215V39H214V37H212V39H213V41L214 42H211V43H215V45H214V48L217 50V55L216 56H219V57H222L221 59H219V60H221L222 61V64H221V62H220V64H219V62L218 63H215L216 64V68L218 69H220V70H217V72L215 73V75L218 73V71H222V69H224L225 70V68H224V66L223 65H226L227 67V69L229 68V69H236V70H241V69H245L246 70V73H247V71L248 72H252L253 73V75H254V72H253V67L254 66H256L255 64H257V65H259L260 66V68H263L264 69V32H262L261 31V29L259 30V29H255V28H253L252 27ZM119 30V29H118ZM118 30H117V32H118ZM133 30H135L134 29V27H133ZM204 30V29H203ZM211 30V31H212ZM222 30H224V27H223V29ZM226 30H227V26H226ZM232 30V29H231ZM251 29H249V31H250ZM263 31H264V29H262ZM36 31H35V34H37L36 35V38L34 39L35 40V42H37V40L39 39V36H38V33H36ZM39 31V30H38ZM233 31V32H234ZM247 31V30H246ZM93 32V31H92ZM123 32V31H122ZM131 32V33H130ZM224 32H225V30H224ZM30 33V32H29ZM41 33V32H40ZM86 33H88V35L86 34ZM95 33V32H94ZM185 33V32H184ZM205 33V32H204ZM209 33V32H208ZM212 33V32H211ZM226 33H228V32H226ZM231 33V32H230ZM11 34V33H10ZM31 34L32 35H35V34H33L32 32H31ZM42 34V33H41ZM47 34V35H46ZM127 34H125V35H127ZM128 34V35H129ZM190 34H191V32H190ZM207 34V33H206ZM216 34V33H215ZM220 34V33H219ZM232 34V33H231ZM230 34V35H231ZM244 34V35H245ZM20 35V34H19ZM28 35V34H27ZM27 35H25L26 36V38L25 39H27L28 41H29V39H32V35H30L29 37H27ZM118 34H116V35H113V34H111L110 35V37L111 36H113V38L115 37V36H117ZM185 35H186V33H185ZM217 35V34H216ZM227 35V34H226ZM233 35H235V34H233ZM1 36V35H0ZM38 36V37H37ZM123 36V35H122ZM207 36V35H206ZM209 36V35H208ZM210 36H212V35H210ZM245 37L246 39L248 38V37ZM20 37V36H19ZM31 37V38H30ZM48 37V36H47ZM120 37H121V34H120ZM139 37V36H138ZM157 37V38H158ZM232 37V36H231ZM24 38H23V40H24ZM41 38H43L44 39V37H41ZM115 38H117V37H115ZM114 38V39H115ZM123 38H122V41H123ZM168 38V37H167ZM166 38V39H167ZM173 38V37H172ZM234 38V37H233ZM46 39V38H45ZM87 39H90V41L89 42H92V40H93V42L95 41H98V47L96 46V44H94L93 42H92V44L91 43H89V44H91L92 45V47H91V45L89 46V44H88V41H87ZM111 39H112V37H111ZM19 40H20V38L18 39V42H19ZM33 40V39H32ZM32 40H30V41H32ZM41 40V39H40ZM107 40V39H106ZM108 40H109V37H108ZM130 40V41H129ZM169 40V39H168ZM178 40V39H177ZM236 40V39H235ZM5 41V40H4ZM21 41V40H20ZM29 41V42H30ZM110 41V40H109ZM114 41H117V40H114ZM120 41H121V39H120ZM176 41V40H175ZM190 41H192V39H190ZM207 41V40H206ZM206 41H205V43H206ZM208 41H209V39H208ZM40 42H42V41H40ZM44 42V41H43ZM49 42V41H48ZM48 42H47V45H48ZM53 43L52 45H54L55 46V44L56 43ZM60 42V41H59ZM59 42H57V44L59 45ZM106 42V41H105ZM105 42L103 43L105 46H108L107 45V43L105 44ZM111 42V41H110ZM125 42V43H126ZM45 43V42H44ZM44 43H43V45H44ZM114 43V42H113ZM120 43V42H119ZM7 44V43H6ZM21 44V43H20ZM26 44V43H25ZM29 44V43H28ZM102 44V45H103ZM112 44V43H111ZM137 44H136V46H137ZM139 44H138V46H139ZM189 44V43H188ZM207 44V43H206ZM210 44V43H209ZM27 45V44H26ZM30 45V44H29ZM29 45H28V50L30 51V47H29ZM36 45V44H35ZM51 45V46H52ZM125 44H123V46H124ZM182 45V44H181ZM212 45V44H211ZM46 46V45H45ZM61 46V45H60ZM95 46H96V48H95ZM194 46V45H193ZM192 46V47H193ZM206 46V45H205ZM209 46V49H210V45H208ZM89 47V48H88ZM109 47H110V45H109ZM179 47V46H178ZM212 47H213V45H212ZM2 48V47H1ZM46 48V47H45ZM138 48H141V47H138ZM174 48V47H173ZM181 48V47H180ZM184 48V47H183ZM183 48H181V49H183ZM207 48V47H206ZM205 48V49H206ZM3 49V48H2ZM41 49V48H40ZM60 49H62V48H60ZM90 49H93L94 50V52L92 51V50H90ZM142 49V48H141ZM213 49V48H212ZM43 50H45V49H43ZM96 50V51H97ZM135 50V49H134ZM203 50V49H202ZM201 50V51H202ZM38 50H36V52H37ZM46 51L47 52H52V51H48V49H46ZM207 51H210V50H206V55L208 54V55H210ZM213 51H214V49H213ZM99 52H101L100 51V49H99ZM117 52V51H116ZM153 52V53H152ZM178 51H176V52H174V53H177ZM57 53V52H56ZM60 52H58L57 54H58V56H60L59 54H61ZM92 53H94L95 54V56H98V57H95L94 56V54H92ZM146 53V52H145ZM194 53V52H193ZM205 52H200L199 53V57H200V59H199V62H201L204 66H206V67H208L209 69L210 68H212L213 67V63L211 62V60H209V59H207L206 57H205V54H204ZM18 54V53H17ZM36 54L37 53H35L34 55H32V56H35L34 58H35V60H37L38 59V57L36 58ZM114 54V53H113ZM178 54V53H177ZM213 54H214V52H213ZM27 55V54H26ZM39 55H40V53H39ZM43 55V54H42ZM62 55V54H61ZM109 55V54H108ZM147 56V57H149L150 58V56H152V55H150V56ZM193 55V54H192ZM21 56V55H20ZM31 56V55H30ZM45 56V55H44ZM63 56V55H62ZM65 56V57H66ZM178 56H179V54H178ZM214 56V55H213ZM215 56V57H216ZM22 57H23V55H22ZM50 57V56H49ZM55 57H57V56H55ZM66 57V58H67ZM93 57H95L96 58V61L94 60L95 58H93ZM145 57H146V55H145ZM194 57V56H193ZM208 57V56H207ZM25 58H26V56H25ZM28 58V57H27ZM33 58V57H32ZM52 58H53V56H52ZM59 58V57H58ZM64 58V57H63ZM69 58L67 59V60H65V62L66 61H68L69 60ZM175 58H177V57H175ZM11 59V58H10ZM45 59V58H44ZM54 59V58H53ZM62 59V58H61ZM60 59V60H61ZM144 59V60H143ZM56 60V59H55ZM99 60V61H98ZM110 60V62L111 63H113V66H112V64H110V62H108ZM142 60L145 62V58L142 56ZM150 60V59H149ZM181 60V59H180ZM187 60V59H186ZM191 60V59H190ZM195 60V59H194ZM12 61H13V59H12ZM41 61V60H40ZM42 61H43V59H42ZM74 61V62H73ZM151 61H153V59L151 58ZM151 61H149V62H151ZM215 61H217V60H215ZM11 62V61H10ZM55 62V61H54ZM94 62V63H93ZM96 62H99V63H96ZM147 62H148V60H147ZM154 62H155V60H154ZM186 62V61H185ZM45 63V62H44ZM56 63H58V62H56ZM66 63H68V62H66ZM66 63H64V64H66ZM95 63H96V65H95ZM153 63V62H152ZM175 63V62H174ZM255 63V64H254ZM17 64V63H16ZM108 64H109V72L108 73H105L104 72V74H103V72H102V70L100 71V69L102 68V67H107L108 66ZM149 64L150 63H148V65L146 64V68H147V66H149ZM155 64V63H154ZM154 64H150L151 65V67H153V69H157V68H160L159 66H158V64L156 65L155 64V67H154ZM218 64L219 65H222V68H220L221 66H218ZM3 65V64H2ZM10 65V64H9ZM14 65V67L16 66L15 64H13ZM42 65H43V63H42ZM56 66L57 65H60V66H62V64H55ZM67 65V64H66ZM107 65V66H106ZM11 66V65H10ZM36 66V65H35ZM68 66V65H67ZM262 66V67H261ZM12 67V66H11ZM13 67V69H15L17 72H19L18 70L19 69H17V67L16 68H14ZM18 67L20 68V70H22V68H21V66H19L18 65ZM34 67V66H33ZM54 67V66H53ZM57 67H59V66H57ZM115 67H117L116 65H115ZM157 67V68H156ZM178 67H180V64H179V66ZM188 67V66H187ZM257 67V66H256ZM35 68V67H34ZM117 68H119V67H117ZM116 68V69H117ZM184 68H186V67H184ZM191 68V67H190ZM198 68V67H197ZM202 68V67H201ZM259 68V67H258ZM258 68H256V69H258ZM259 68V69H260ZM44 69H48V66L46 67V68H44ZM262 69V70H263ZM3 70V69H2ZM52 70V69H51ZM61 70H62V67H61ZM105 70V69H104ZM112 70H114V69H112ZM145 70V69H144ZM172 70V69H171ZM182 70H183V68H182ZM15 71V72H16ZM24 71V70H23ZM31 71V70H30ZM116 71V70H115ZM114 71V72H115ZM156 71V70H155ZM157 71H159V69L157 70ZM199 71V70H198ZM208 71V70H207ZM207 71H205V72H207ZM229 71V70H228ZM254 71H255V67H254ZM259 70H256L255 71V74H257V73H259L260 74V76L262 75L263 76V74H261L260 72H258ZM261 71V70H260ZM14 72V73H15ZM16 72V73H17ZM22 72V71H21ZM21 72H19L20 74H22ZM50 72V70L47 72V73H49ZM54 72V70L52 71V73ZM183 72V71H182ZM226 72V71H225ZM19 73H17V74H19ZM47 73H44L45 74V76H46V74ZM51 73V74H52ZM100 73V74H99ZM156 73V72H155ZM154 73V74H155ZM187 73V72H186ZM191 73V72H190ZM220 73V72H219ZM218 73V74H219ZM223 73V72H222ZM240 73V75H241V72H239ZM243 74H244V71L242 72ZM245 73V74H246ZM250 73H248V74H250ZM262 73H264V70H263V72ZM0 74L2 75H5V73H4V71L3 72H1V70H0ZM9 74V73H8ZM39 74V73H38ZM37 74V75H38ZM43 74V73H42ZM57 74V73H56ZM153 74V73H152ZM183 74V73H182ZM224 74V73H223ZM230 74V73H229ZM259 74H257V76H255L257 79L255 80H253V81H255V82H257V80H259L258 79V76H259ZM41 75V74H40ZM48 75H50V74H48ZM117 75V74H116ZM170 75V74H169ZM189 75V73H187V77H190V76H188ZM192 75V74H191ZM204 76V78H205V76H207L208 74H203ZM211 75H213V74H211ZM215 75H214V77H215ZM220 75V74H219ZM237 75V74H236ZM239 75V74H238ZM237 75V76H238ZM239 75V76H240ZM247 75V74H246ZM251 75V74H250ZM120 76V75H119ZM209 76V75H208ZM224 76H226V74L224 75ZM237 76H235L234 78H236ZM243 76H245V75H243ZM252 76V75H251ZM259 76V78H261ZM173 77V76H172ZM175 77V76H174ZM227 77V76H226ZM225 77V79H226V81H227V83H228V80L229 79H227ZM247 77H249L248 75H247ZM37 78H40L39 76L37 77ZM50 78V76L47 78V79H49ZM54 78V77H53ZM118 78H120V77H118ZM171 78V77H170ZM193 78V77H192ZM192 78H191V80H192ZM221 78V77H220ZM220 78L219 79H217L218 81L220 80ZM238 78H241V77H237V80H238ZM245 78H246V76H245ZM250 78V77H249ZM254 77H252V79H253ZM264 77H262V80L264 81V79H263ZM44 79H46V77H43V80ZM47 79H46V82H48L47 81ZM114 79V80H113ZM120 79H122V78H120ZM119 79V80H120ZM213 79V78H212ZM211 79V80H212ZM224 79V77H223V75H222V80ZM224 79V80H225ZM243 79V78H242ZM30 80H31V78H30ZM116 80H117V78H116ZM175 80H176V84H174L173 86L177 89L178 87H181V86H183V84H182V81L181 80H184V79H181V76L179 75L177 78L175 77ZM202 80V79H201ZM217 80H216V83H217ZM223 80V81H224ZM232 80V79H231ZM231 80H230V82L228 83L229 84V86L230 85H232L231 84ZM241 79H239V81H240ZM261 80V79H260ZM34 81H36V80H34ZM40 81V80H39ZM45 81V80H44ZM53 82V80H52V78H50L49 79V82ZM184 81H186V80H184ZM205 81H207L206 79H205ZM208 81H209V79H208ZM208 81H207V83H208ZM226 81H224V83H226ZM239 81H238V83H239ZM247 81H249L250 83H251V78H250V80L248 79ZM38 82V81H37ZM48 82V83H49ZM52 82H51V84H52ZM56 82V81H55ZM120 82V81H119ZM123 82H125V81H123L122 80V83L121 84H123V86L125 87V88H127V85L125 84V83H123ZM195 82V81H194ZM200 82V81H199ZM215 82V81H214ZM220 82V81H219ZM235 82V81H234ZM249 82H247L246 83V81H245V83H243L245 86H246V89L245 90H247V92H250L251 90V92H253L254 91V88H252V86H249V85H251V84H248ZM259 82V81H258ZM39 83V82H38ZM44 83V82H43ZM59 83V82H58ZM202 83V82H201ZM206 83V84H207ZM212 83V82H211ZM242 83V82H241ZM240 83V84H241ZM261 83V82H260ZM45 84V83H44ZM50 84V83H49ZM166 84V83H165ZM185 84V83H184ZM210 84V82L208 83V85ZM221 84V83H220ZM223 84V83H222ZM221 84V85H222ZM227 84V85H228ZM248 84V85H247ZM264 84V83H263ZM263 84H260V86L261 85H263ZM6 85H8V84H6ZM10 85L11 86H9L8 87V90H11V88H12V84H11V82H10ZM37 85V84H36ZM35 85V86H36ZM43 85V84H42ZM56 85V83H54V86ZM58 85V84H57ZM203 85V84H202ZM220 85V86H221ZM227 85H225L226 86V88L224 89H221V91H224V90H226L227 91V89L228 88H230L229 86H227ZM236 85V84H235ZM259 85V84H258ZM31 86H34V84H32V85H30V88H32ZM37 86H39V85H37ZM48 86H50V85H48ZM53 86V85H52ZM129 86H130V83H129ZM186 86V85H185ZM225 86H222V87H225ZM249 86V87H248ZM254 87H255V83H254V85H253ZM14 87V86H13ZM59 87V86H58ZM188 87V86H187ZM190 87H192V86H190ZM232 87H234V85H232ZM236 87V86H235ZM241 87V86H240ZM242 87H243V85H242ZM259 87V86H258ZM257 87V90H259L260 89V87L258 88ZM262 87V86H261ZM36 88V87H35ZM124 88V89H125ZM193 88V87H192ZM204 88L205 89H207L205 86H204ZM209 88V87H208ZM211 88V87H210ZM237 88V87H236ZM245 88V87H244ZM249 88H252L250 91H248V89ZM256 88V87H255ZM3 89V88H2ZM4 89H6V88H4ZM51 89H52V87H51ZM123 89V88H122ZM128 89H130V87L128 88ZM205 89H202V90H205ZM234 89V88H233ZM263 89V88H262ZM14 90V89H13ZM13 90H11V95L10 94H8V93H10V91H7L6 90V92H7V94L8 95H10V97L12 96V92H13ZM26 90V89H25ZM31 90V89H30ZM31 90V91H32ZM45 90V89H44ZM53 90H54V87H53ZM116 90H119L118 88L116 89ZM229 91H230V89H228ZM235 90V89H234ZM256 90V89H255ZM264 90V89H263ZM0 91H2V92H4V94L6 93L5 92V90H1V88H0ZM30 91V92H31ZM42 91V90H41ZM72 91V90H71ZM126 91V90H125ZM129 91V90H128ZM206 91V90H205ZM217 91V90H216ZM226 92L227 94L229 93V95H226V93H225V91L224 92H221V95H222V93H223V95L225 94L226 95V97L228 96V97H230L231 98V96L233 95V93L232 92H234V91H232V92ZM54 92V91H53ZM52 92V93H53ZM58 92V91H57ZM74 92V91H73ZM117 92V91H116ZM196 92V94H198V92H200V91H195ZM203 92V91H202ZM243 92H244V90H243ZM259 93H257V92H255L254 94H260V91H258ZM262 92V91H261ZM43 93V92H42ZM52 93H50V94H52ZM75 93V92H74ZM115 93V92H114ZM152 93V92H151ZM151 93H147L148 95H150ZM182 93H184L185 94V99L187 100V101H185L186 103H189L188 101H192L193 103H194V105H199L200 106V104L201 105H203V107L201 108V107H199V108H201L200 110H198V111H200V112H198V114H200V115H198L194 110V113H196L197 115L196 116H198V117H196V118H198L199 119V117L201 118V120L204 122V123H206V124H210V127L209 128H211L212 129V131L213 132H216L217 130H218V122H219V120H218V110H220L219 112H221V108L219 107H217V103H216V98L215 97H212V96H210V95H206V94H198V95H192L191 96V98H188V94H187V91H186V89L184 88V86H183V92ZM181 93V94H182ZM191 93H193V92H191ZM217 93V92H216ZM231 93H232V95H231ZM242 94V90L239 92V94ZM3 93H1L0 92V96H1V98L0 99H2V98H6V95L7 94H5L4 95ZM13 94H14V97L12 98L13 100H14V98H15V94H16V96L18 95L16 92L14 93L13 92ZM83 94V93H82ZM84 94V95H85ZM116 94H118L119 95V93H116ZM161 94H160V96H161ZM215 94V93H214ZM250 94H253V93H250ZM249 94V95H250ZM264 94V93H263ZM38 96V98H37V96ZM45 95V96H44ZM142 95V94H141ZM152 95V94H151ZM222 95V97H224V100H225V95L223 96ZM235 95V94H234ZM236 95H238V92L236 93ZM244 95H245V92H244ZM247 95V94H246ZM246 96L245 98H249V101H250V98H251V101H252V99H253V96L254 95H252V96ZM255 95V96H256ZM262 94H260V96H261ZM19 96V95H18ZM50 96V95H49ZM53 96H54V94H53ZM136 96V95H135ZM153 96V95H152ZM154 96V98H156ZM159 96V97H160ZM259 96V97H260ZM56 97V96H55ZM125 97V96H124ZM141 97V96H140ZM149 97V96H148ZM159 97H158V99H159ZM235 97L236 96H232V98L233 99H235ZM259 97H258V99L256 100V101H259ZM17 98V97H16ZM16 98H15V100H16ZM19 98V97H18ZM31 98H32V96H31ZM32 98V99H33ZM150 98V97H149ZM153 98V100H154V102L156 103V101H155V99ZM163 98V97H162ZM221 98V97H220ZM230 98H229V100H230ZM255 98V97H254ZM256 98H257V96H256ZM255 98V99H256ZM47 99H48V101H51V103H49V102H47V103H45L46 105H44V103L43 102H46L47 101ZM237 99H238V96H237ZM241 99V98H240ZM243 99H244V97H243ZM247 99H245V100H247ZM264 99V98H263ZM263 99H260V101L259 102H261V101H263ZM38 100V101H39ZM133 100V99H132ZM131 100V98H129V100H128V102H127V104L128 103H131V102H133ZM150 100V99H149ZM152 100V99H151ZM160 100V99H159ZM162 100H160V102L162 101ZM182 100V99H181ZM180 100V101H181ZM224 100L223 99H221V102L223 101L224 102ZM229 100H228V102H229ZM5 101H6V99H5ZM17 102H19V100H16ZM102 101V100H101ZM105 101V100H104ZM108 101V100H107ZM139 101H140V99H139ZM147 101V100H146ZM231 101H232V99H231ZM240 101V100H239ZM256 101H255V103H256ZM11 102V101H10ZM17 102H15V101H13V103H17ZM22 102V101H21ZM84 102H82L81 104L82 105H84ZM151 102V104H152V102L153 101H150ZM182 102V101H181ZM184 102V103H185ZM233 102H236L235 100L233 101ZM243 102H245V101H243ZM247 102V101H246ZM254 101H252V102H249V103H253ZM258 102V103H259ZM5 103H7V102H5ZM22 103H24V101L22 102ZM41 103H39V104H41ZM99 103V102H98ZM97 103V104H98ZM106 103V102H105ZM109 103V102H108ZM125 103V102H124ZM124 103H122V104H124ZM134 104H135V102H133ZM142 103V102H141ZM155 103H153V104H155ZM158 103V102H157ZM162 103V102H161ZM185 103V104H186ZM237 103V102H236ZM241 103H242V101H241ZM249 103H247L248 105H250ZM263 103V102H262ZM12 104V103H11ZM15 104H13L14 106H15ZM137 104V103H136ZM151 104H150V106H149V104H147L146 106L148 107L149 106V108L151 109ZM189 104H192V103H189ZM243 104V103H242ZM254 104V103H253ZM253 104H251V105H253ZM257 104V103H256ZM256 104L255 105H253V109H252V106H251V109L252 110H254V112H255V107H256V109H258L257 108V106H256ZM13 105H11L10 107H12V109H11V112H12V110H13V108H14V106ZM17 105H20V104H16V106L15 107H17ZM102 105H104V104H102ZM108 105V104H107ZM118 105V104H117ZM133 105V104H132ZM139 105V104H138ZM157 105H161V104H157ZM164 105V104H163ZM180 105H182V104H180ZM180 105H178V106H180ZM188 105V104H187ZM193 105V107H196V106H194ZM226 104H224L223 103V105H221L220 104V106L222 107V106H225ZM227 105H229V103L227 104ZM24 106H26V104L24 105ZM24 106H22V107H24ZM84 106H86V105H84ZM112 106V105H111ZM111 106H109V109H110V107ZM114 106H116V105H114ZM122 106V105H121ZM156 105H154V106H152V107H155ZM172 106V105H171ZM191 106V105H190ZM189 106V107H190ZM231 106V105H230ZM232 106H233V104H232ZM132 107V106H131ZM133 107H134V105H133ZM135 107H139L137 110L139 111V109L142 111L143 110V108L145 107L144 105H142L141 104V107H140V105L139 106H135ZM134 107V108H135ZM165 108H163V109H165L166 111H167V108H166V106H164ZM181 107H183V106H181ZM181 107H179V109H180V111H181ZM188 107V108H189ZM198 107H196V108H198ZM242 107H244V106H242ZM245 107H246V105H245ZM18 108H19V106H18ZM25 108V107H24ZM23 108V109H24ZM80 108H82V107H80ZM98 108V107H97ZM112 108V107H111ZM148 108V109H149ZM155 108H157V106L155 107ZM155 108L153 109L154 111H155ZM172 108H173V106H172ZM176 108V107H175ZM178 108V107H177ZM198 108V109H199ZM225 108V107H224ZM228 107L226 106V112L225 113H227V110L229 109H227ZM241 108V107H240ZM247 108V107H246ZM245 108V109H246ZM26 109V108H25ZM29 109V108H28ZM101 109V110H100ZM104 106L103 107H101V108H99L98 110H99V112L100 111H103L104 113H103V115L104 114H106V115H104V118L106 119V116H108L107 115V113L108 112H105L104 110ZM121 109H125V108H121ZM133 109V108H132ZM146 108H144V110H145ZM148 109H146V111L148 110ZM193 109H195V108H193ZM232 109H234L233 110V112L235 111V109L236 108H232ZM232 109L230 108V110L232 111ZM249 109V108H248ZM250 109V110H251ZM88 110H89V108H88ZM152 110V111H153ZM156 110H158L157 112L159 113L160 112V110H159V108H157ZM164 110V112H166ZM168 110H170V109H168ZM249 110V112H251ZM22 111V110H21ZM26 111V110H25ZM82 111H83V109H82ZM91 111V110H90ZM121 111V110H120ZM125 111H126V109H125ZM128 111L130 112V109L128 108ZM140 111V113H136V111H134L137 115H139V114H141L142 112H144V111H142L141 112ZM151 111V110H150ZM174 111L175 110H173L172 112L174 113ZM176 111H178V110H176ZM175 111V112H176ZM186 111V110H185ZM185 111H183V112H185ZM187 111H188V109H187ZM229 111V110H228ZM238 111V109H236V111L234 112V113H236ZM245 111V110H244ZM257 111V113H258V110H256ZM263 111V110H262ZM84 113L83 114H86L85 113V111H83ZM127 112V111H126ZM126 112H124V113H126ZM128 112V113H129ZM134 112H131L130 114H132V113H134ZM169 112V111H168ZM247 112V111H246ZM249 112H248V114H249ZM23 113V112H22ZM109 113H110V111H109ZM127 113V114H128ZM146 113V112H145ZM148 113V112H147ZM151 113V112H150ZM153 113H155L156 114V112H152V114ZM178 113V112H177ZM187 113V112H186ZM252 113V112H251ZM250 113V114H251ZM257 113H256V115H257ZM263 113H264V111H263ZM262 113V114H263ZM25 114H27V113H25ZM136 114H134V115H136ZM160 115H161V112L159 113ZM174 114H176V113H174ZM191 114V113H190ZM236 114H240V112L238 111ZM236 114H235V116H236ZM258 114H260L261 115V113L259 112ZM21 115V114H20ZM34 115V114H33ZM126 115V114H125ZM141 115H144V113L143 114H141ZM140 115V118L139 119H142V116ZM148 116L147 117H149V121L152 119L151 118V116H150V114H147ZM157 115V114H156ZM165 115H167V112H166V114ZM170 115H172L173 116V114L171 113ZM178 115V114H177ZM180 115V114H179ZM182 115L184 116L185 115V113L183 114L182 113ZM181 115V116H182ZM194 115V114H193ZM226 115H229V117H230V113L229 114H226ZM19 116V115H18ZM27 116H28V114H27ZM80 116V115H79ZM128 118L130 117V116H128V115H126ZM155 116V115H154ZM170 117L169 115L167 116L168 118L170 117V119H172V118H174V117ZM180 116V117H181ZM182 116V117H183ZM186 117L184 118H181V119H183V121L185 120L186 121V118L188 117V116H190L189 115V112H188V115L186 114L185 115ZM222 116V115H221ZM232 116V115H231ZM245 116H249V115H245ZM251 116V115H250ZM261 116H263V115H261ZM16 117H17V115H16ZM81 117H83V116H81ZM81 117H79V118H81ZM137 117H139V116H137ZM136 117V120L138 119ZM153 117V116H152ZM161 117V116H160ZM166 117V116H165ZM164 116L162 117V121L163 120H165L164 118H165ZM191 117H192V114H191ZM191 117H189L190 119H192V121L195 123V124H200L199 126H201V125H203V124H201L202 123V121H200V123H198L199 121L195 118V116H193L194 117V119L197 121V122H195L194 121V119H193V117L191 118ZM220 117V116H219ZM228 117V116H227ZM243 117H244V115H243ZM32 118H34V117H32ZM31 118V119H32ZM86 118V117H85ZM85 118H83V119H85ZM131 118H133V117H131ZM146 117H143V121H144V119H145ZM154 118V117H153ZM157 118V117H156ZM188 118V120H190ZM224 118V117H223ZM237 118V117H236ZM240 118H242V117H240ZM247 118H249V117H247ZM30 119V118H29ZM82 119V120H83ZM121 119V120H120ZM127 119V118H126ZM130 119V118H129ZM148 119V118H147ZM158 119V118H157ZM156 119V120H157ZM170 119H169V122H167V124H163V125H161V124H159L160 126H159V128L162 130L163 129V132H164V130H166L167 131V128H168V126L170 125ZM232 119V118H231ZM245 118H243V120H244ZM8 120V119H7ZM24 120V119H23ZM32 120H34L33 121V123L35 122V119H32ZM119 120H120V122H119ZM128 120V119H127ZM126 120V121H127ZM134 120H135V117H134ZM134 120H132L130 123L132 124V122L134 121ZM136 120L134 121V123L133 124H135V122H136ZM153 120V119H152ZM155 120V119H154ZM155 120V122H158V121H161V118H160V120H157L156 121ZM167 120V119H166ZM165 120V121H166ZM221 120V119H220ZM246 121H247V119H245ZM249 120V119H248ZM29 121V120H28ZM45 121V120H44ZM47 121V120H46ZM84 121V120H83ZM87 121V120H86ZM139 121V120H138ZM181 121V120H180ZM179 120H177V122H178V124H177V122H176V124L178 125H175V126H177V127H181V125H182V127H183V129H181L180 127V129L183 131H185L186 130V128L187 127H190V125L189 126H187L188 124H189V121H186L188 124H186V126H183V123L185 122H183V123H180V125H179V122H180ZM222 121V120H221ZM229 121H230V119H229ZM228 121V122H229ZM232 121V120H231ZM230 121V122H231ZM237 121V120H236ZM263 121V120H262ZM10 122H11V120H10ZM25 122H26V120H25ZM142 122V121H141ZM140 121L138 122V123H141ZM154 122V123H155ZM174 122V121H173ZM185 122V123H186ZM223 122H224V120H223ZM229 122V123H230ZM235 122V121H234ZM248 122V121H247ZM246 122V123H247ZM42 123V122H41ZM125 123H127L126 125L128 126V122H125ZM160 123H165L164 121L163 122H160ZM171 123H172V121H171ZM175 123V122H174ZM233 123V122H232ZM29 124V123H28ZM28 124H25V125H28ZM130 124V125H131ZM143 124H144V122H143ZM152 124H153V122H152ZM191 124H192V122H191ZM222 124V123H221ZM261 124V123H260ZM263 124H264V122H263ZM1 125H3V124H1ZM87 125V126H86ZM123 125H124V123H123ZM136 125H139V124H136ZM145 125H146V123H145ZM144 125V126H145ZM148 125H150V126H152L151 124H148ZM168 125V126H167ZM174 124H172V126H173ZM205 125V124H204ZM233 125H235V126H237V124H232V126ZM90 126V125H89ZM126 126V127H127ZM133 126V125H132ZM209 126V125H208ZM260 126H262L263 127V129H264V126L263 125H260ZM9 127V126H8ZM27 127V126H26ZM29 127V126H28ZM38 127V126H37ZM37 127H35V128H32V131L34 132L35 131V129L37 128ZM85 127H84V129L83 130H85ZM131 127V126H130ZM129 126L126 128L127 130L128 129H131ZM139 127V126H138ZM141 127V126H140ZM140 127H139V130L138 131H142V130H140ZM143 127V126H142ZM146 127H148V126H146ZM184 127H186V128H184ZM191 127H193V126H191ZM206 127V126H205ZM228 127V126H227ZM244 128H245V126H243ZM242 127V128H243ZM249 127V126H248ZM247 127V128H248ZM257 128V125H255V127L254 126H250V128ZM258 127H259V125H258ZM31 128V127H30ZM87 128H86V130H87ZM91 128V127H90ZM90 128H88V130H90ZM144 128V127H143ZM150 129H151V127H149ZM172 128V127H171ZM195 128V127H194ZM193 128V129H194ZM204 128V127H203ZM225 128H226V126H225ZM237 128H238V126H237ZM240 128V127H239ZM238 128V129H239ZM241 128V129H242ZM243 128V129H244ZM249 128V129H250ZM251 128V129H252ZM255 128V129H256ZM9 129V128H8ZM123 129V128H122ZM133 129H135L136 130V132H137V128H132V130ZM188 129V128H187ZM255 129H254V131H255ZM262 129V128H261ZM10 130H12V129H10ZM36 130H38L39 131V133L38 134H40V129H36ZM41 130H42V128H41ZM53 130V129H52ZM82 130V131H83ZM85 130V131H86ZM93 130H90V132L89 133H91V131H93ZM119 130L121 131V133H119ZM144 130L145 129H143V132L142 133H146V131L144 132ZM148 130V129H147ZM171 130V129H170ZM191 130H192V128H191ZM196 130V129H195ZM200 129H198L197 130V134L199 135L200 133H201V131H199ZM246 130V129H245ZM257 130H258V128H257ZM5 131H7V132H9V130H5ZM30 131H31V129H30ZM117 131H118V133H119V135H117L116 137L114 136L115 134H117ZM124 131V130H123ZM151 131V135H150V132H149V134L147 135V136H149V137H151L152 135H153V133H152V130H150ZM173 131V130H172ZM189 131H190V129H189ZM192 131H194V130H192ZM191 131V132H192ZM198 131H199V133H198ZM208 131V130H207ZM227 131H229L228 129H227ZM248 131V130H247ZM252 131H253V129H252ZM252 131H251V133H252ZM48 132H50V130H48ZM93 132V133H94ZM127 132V131H126ZM174 132H175V134H176V132H178V130L177 131H175L174 130ZM190 132V133H191ZM196 132V131H195ZM235 132V131H234ZM243 132H245V131H243ZM248 132H250V131H248ZM258 132V131H257ZM260 132H264V130L263 131H260ZM259 132V133H260ZM42 133V132H41ZM84 133V132H83ZM139 132H137V134H138ZM189 133V134H190ZM49 134V133H48ZM79 134V135H78ZM81 134H82V132H81ZM121 134V135H120ZM126 134V133H125ZM130 134H131V131H130ZM137 134H135L134 133V135H136L137 136ZM166 134V133H165ZM164 134V135H165ZM182 134V133H181ZM180 134V135H181ZM202 134V133H201ZM201 134H200V136H201ZM14 135H15V133H14ZM34 134H32V136H33ZM126 135H129V132L126 134ZM132 135V134H131ZM140 136H141V133L139 134ZM143 135V134H142ZM146 135V134H145ZM145 135H143V136H145ZM164 135H162L163 136V138L162 137H159V135H158V138H157V136L155 135V137L153 138V142L150 140V143L149 142H147V147H151L153 144V146L152 147H156L157 148V146H159V143H160V141L159 140H161V141H163L164 140ZM168 135H170L171 137V139H173L172 137H174V136H176V135H174L173 134V132H170L169 133V131H168ZM168 135H167V137H168ZM196 138H198L197 137V135H195V133L193 134ZM224 135V134H223ZM260 135V134H259ZM4 136V135H3ZM2 136V137H3ZM16 136V135H15ZM32 136H30V137H32ZM35 136H37V134H35ZM39 136V135H38ZM49 136V137H48ZM135 136V137H136ZM183 136V135H182ZM186 136H189V135H186ZM239 136V135H238ZM250 136V135H249ZM8 137V136H7ZM45 137V136H44ZM43 137V138H44ZM115 137V138H114ZM132 137V136H131ZM142 137V136H141ZM146 137V136H145ZM149 137H146V138H148L149 139ZM178 137V136H177ZM177 137H175V139L177 138ZM190 138H191V136H189ZM194 137V138H195ZM237 137V136H236ZM5 138H6V136H5ZM17 138V137H16ZM38 138H40V139H43V138H41V135H40V137H37V138H35V139H38ZM114 138V139H113ZM137 138V137H136ZM136 138H133L132 137V140H134V139H136ZM152 138V137H151ZM156 138V139H155ZM169 138V139H170ZM180 138V140L182 139V140H184L183 138H181V136L180 137H178V139ZM195 138V139H196ZM263 138V137H262ZM28 139V138H27ZM138 139V138H137ZM139 139H140V137H139ZM142 139V141H143V137L141 138ZM175 139H173V140H175ZM188 140H189V138H187ZM195 139H193V140H195ZM200 139V138H199ZM239 139H242V138H239ZM2 141L3 140H8L7 138L6 139H1ZM19 140V139H18ZM117 140V139H116ZM119 140V139H118ZM118 140H117V142L116 143H119L118 142ZM156 140H158V141H156ZM167 140H168V138H167ZM166 139H165V141H163V142H166L167 141ZM244 140V139H243ZM263 140V139H262ZM135 141V140H134ZM144 141H146V139H144ZM172 140H170L169 142H171ZM185 141V140H184ZM213 141V140H212ZM217 141V140H216ZM224 141V140H223ZM232 141V140H231ZM235 141V143H237L236 142V140H234ZM249 141V140H248ZM8 142V141H7ZM123 142V140L120 142V143H122ZM126 141H124V143H125ZM135 142H138L137 140L135 141ZM141 142V141H140ZM140 142H138L137 144L139 145L140 144ZM156 142L158 143L157 145H156ZM175 142V141H174ZM174 142L172 141L170 144H174ZM178 143H182V141H177ZM177 142H175V143H177ZM244 142V141H243ZM246 142V141H245ZM245 142H244V144H245ZM257 142V141H256ZM6 143V142H5ZM119 143V144H120ZM123 143V144H124ZM130 143H132L131 141L129 142V144ZM142 143H144V142H142ZM146 143V142H145ZM153 143V144H152ZM177 143V144H178ZM184 143V142H183ZM182 143V145L183 146H185L186 145V142H185V145ZM188 143V142H187ZM192 143V142H191ZM194 141H193V147H197V146H194ZM215 143V142H214ZM262 143V142H261ZM119 144H117V147H119L120 145ZM128 144V145H129ZM134 144V147H135V143H133ZM150 144V145H149ZM167 147H169V149L171 148V145L169 146V143H164ZM172 144V145H173ZM177 144L175 145L176 146V148H177ZM190 144V143H189ZM188 144V145H189ZM216 144V143H215ZM215 144L214 145H212V146H215ZM238 144V143H237ZM237 144H236V147H237ZM263 144V143H262ZM20 145V144H19ZM28 145V144H27ZM119 145V146H118ZM130 145H132V144H130ZM143 145H145V144H142V146ZM149 145V146H148ZM163 145V144H162ZM191 145V144H190ZM231 145V144H230ZM232 145H234L235 146V144L234 143H232ZM239 145V144H238ZM122 146V145H121ZM160 146H161V143H160ZM166 146H163V148L164 147H166ZM175 146H173L174 147V150H173V148H171V150H173L174 152H175V154H171V156H170V158H172V159H169V157L167 158V157H165L164 158V156H162V158H164V159H162V160H164V163H165V161L166 162H168V164H170V166L172 167V168H176L177 167V165H178V162H177V160H175L173 157H175V155L176 154H178V153H176V151H175ZM204 146V145H203ZM8 147V146H7ZM114 147L116 148V144L114 145ZM127 147H129V148H125V146L122 148V150L124 151V153L125 152H129L130 150H132V149H135L134 147H133V145H132V149H130V146H127ZM139 147H140V145H139ZM139 147H138V149H139ZM146 147V145H145V149L147 148ZM151 147V149H153ZM180 147V146H179ZM185 147H187V145L185 146ZM211 147V146H210ZM17 148V147H16ZM140 148H142V147H140ZM155 148V149H156ZM160 148V147H159ZM159 148H157V151L159 150ZM233 148V147H232ZM240 148V147H239ZM262 148H263V146H262ZM262 148H260V150L262 151L263 149ZM21 149H23V148H21ZM20 149V150H21ZM47 149V150H46ZM137 149V150H138ZM149 149V151H150V153H153V154H149L150 156H151V159H152V156L154 155V152H155V150L153 151V150H151L150 148H148ZM166 149V148H165ZM169 149H167L166 150V152L168 153V156H169V153L171 152L172 153V151H168ZM177 149H179V148H177ZM176 149V150H177ZM191 151H192V146H191ZM209 149H212V148H209ZM238 149V148H237ZM118 150H120V149H118V148H116V152L118 151ZM161 151H162V149H160ZM183 150H185V149H182L181 151H183ZM187 150H189V147H188V149ZM193 150H194V148H193ZM227 150H228V148H227ZM226 150V151H227ZM229 150H230V148H229ZM233 150V149H232ZM231 150V151H232ZM256 150V149H255ZM257 150H259L258 148H257ZM257 150H256V152H257ZM12 151H13V149H11V153H12ZM15 151V150H14ZM136 151V150H135ZM134 151V152H135ZM146 151V150H145ZM152 151V152H151ZM161 151H160V153H161ZM179 151V150H178ZM215 151V150H214ZM234 151V150H233ZM243 151H244V149H243ZM16 152V151H15ZM15 152L13 153V155L15 154ZM115 152V153H116ZM119 152V151H118ZM120 152H121V150H120ZM119 152V153H120ZM131 152V151H130ZM133 151L131 152L132 154H135ZM146 152H148V151H146ZM159 152V151H158ZM157 152V153H158ZM173 152V153H174ZM196 152H198V147H197V151ZM249 152V151H248ZM248 152H245V153H248ZM254 152V151H253ZM255 152V153H256ZM260 151H258L257 153H259ZM119 153H117V154H119ZM124 153H122V154H124ZM131 153H130V156H131ZM138 153L140 154V152L138 151ZM143 153V152H142ZM149 153V152H148ZM159 153V154H160ZM184 153V152H183ZM185 153H188L187 151L185 152ZM211 153H212V151H211ZM211 153H210V155H211ZM229 153V152H228ZM232 153H234V152H232ZM242 153H244V152H242ZM256 153V155H259V154H257ZM262 153V152H261ZM9 154V153H8ZM139 154L138 155H136V157L135 156H133V157H135V158H137L136 159V161H139L140 163H143V165L145 166V164H147L146 165V168L145 169H147L148 167V164L149 163H152L151 162V160H150V162H148L147 161V159L149 160V157L150 156H148V158H146V160H145V157H142L143 155H141V156H139ZM156 154V153H155ZM221 154V153H220ZM254 154V153H253ZM12 155V156H13ZM148 155V154H147ZM179 155H180V153H179ZM215 155V157H216V159L218 158L217 156H216V153L214 154ZM232 155V154H231ZM239 155V154H238ZM264 155V154H263ZM15 156H16V154H15ZM122 155H118V157H119V159L121 158V159H123V157H121ZM127 156V155H126ZM146 156V155H145ZM161 156V155H160ZM166 156V155H165ZM188 156V155H187ZM260 156H261V154H260ZM259 156V157H260ZM18 157H19V155H18ZM153 157H156L155 155L153 156ZM197 157V156H196ZM210 157V156H209ZM222 157H224V156H222ZM229 157H232V156H229ZM228 157V158H229ZM239 157V156H238ZM255 157V156H254ZM131 158V157H130ZM129 158V159H130ZM158 158V157H157ZM185 158H188V157H186L185 156ZM264 158V157H263ZM263 158H260V160L262 161L263 160ZM119 159H117L118 161H119ZM153 159H155V158H153ZM159 159V158H158ZM157 159V160H158ZM177 159V158H176ZM180 159V158H179ZM209 159V158H208ZM255 159H256V157H255ZM156 159H155V161H157ZM162 160H158V162H156V164H150L149 166H152V168L154 167V170H157L158 168H160V166H158V165H161V164H163L164 166H166L167 164L165 163H163V161ZM221 160V159H220ZM242 160H244V159H242ZM126 161V160H125ZM155 161H153V162H155ZM160 161V162H159ZM195 161H197V160H195ZM231 161V160H230ZM239 161V160H238ZM256 161H257V159H256ZM255 161V162H256ZM123 162V161H122ZM121 162V164H124V162L122 163ZM180 162V161H179ZM242 162V161H241ZM258 162V161H257ZM256 162V163H257ZM127 163H128V160H127ZM158 163V164H157ZM208 163V162H207ZM225 163V162H224ZM254 163V162H253ZM255 163V164H256ZM262 163V162H261ZM261 163H258V164H261ZM112 164H113V166H112ZM126 164V163H125ZM180 164V163H179ZM216 164V163H215ZM226 164V163H225ZM258 164H256V165H258ZM154 165H156V166H158V168L157 169H155L156 168V166H154ZM162 165V167H164ZM245 165V164H244ZM253 165V164H252ZM142 166V165H141ZM179 166V165H178ZM189 166V165H188ZM187 166V167H188ZM214 166V165H213ZM216 166V165H215ZM241 166V165H240ZM243 166V165H242ZM260 166V165H259ZM110 167H112L111 169H113V172L111 171V169H110V172L108 171V173H110V176H112L113 174H114V176L116 175V177H115V179H111V177L109 176V174L107 173V170L110 168ZM132 167V168H131ZM169 167V166H168ZM258 167V166H257ZM117 168V169H116ZM137 168H138V165H137ZM139 168H141V167H139ZM151 167H149V169H150ZM151 168V169H152ZM199 168V167H198ZM211 168V167H210ZM217 169H219L218 167H216ZM222 168V167H221ZM220 168V169H221ZM114 169H116V170H118L117 172L114 170ZM149 169H147V171L149 170ZM166 169H169V168H166ZM181 169V168H180ZM216 169V170H217ZM219 169V170H220ZM255 169V168H254ZM259 169H260V167H259ZM119 170H120V172H119ZM123 170H125V169H123ZM127 170V169H126ZM136 170V169H135ZM141 170V169H140ZM154 170L152 169V171H153V173H154ZM163 170V169H162ZM175 170V169H174ZM173 170V171H174ZM179 170V169H178ZM188 170H189V168H188ZM187 170V171H188ZM204 170V169H203ZM214 170V169H213ZM218 170V171H219ZM115 171V172H114ZM132 171H133V169H132ZM137 171H139L138 169H137ZM152 171H150L149 170V172L151 173ZM157 171H161V169H158ZM215 171V170H214ZM238 171V170H237ZM250 171V170H249ZM252 171V170H251ZM119 172V173H118ZM123 172V171H122ZM141 172V171H140ZM149 172H147V173H149ZM116 173V174H115ZM127 173V172H126ZM126 173H125V175H126ZM128 173H130V172H128ZM134 173V172H133ZM136 174H138L137 172H135ZM144 174L145 175V173L144 172H141V174ZM149 173V174H150ZM161 173H165L166 174V172H161ZM173 173V172H172ZM183 173V172H182ZM187 173H189V172H187ZM197 173V172H196ZM195 173V174H196ZM245 173V172H244ZM243 173V174H244ZM256 173V172H255ZM107 174H108V176H107ZM112 174V175H111ZM118 174V175H117ZM122 174V173H121ZM160 174V173H159ZM171 174V173H170ZM189 174H191V173H189ZM194 174V175H195ZM227 174V173H226ZM249 174V173H248ZM132 175V174H131ZM146 175H148V174H146ZM145 175V176H146ZM167 175H168V173H167ZM166 175V176H167ZM186 175V174H185ZM198 175V174H197ZM204 175H206V174H204ZM228 175V174H227ZM237 176H238V174H236ZM113 176V177H114ZM118 176V177H117ZM123 176V174L122 175H120V177H119V179L120 180H122L121 179V177ZM129 176V175H128ZM128 176H126L127 177V179H126V181L128 180V179H130V177L128 178ZM135 176H137V175H135ZM134 176V174H133V177H135ZM151 176V175H150ZM159 176V175H158ZM163 176H165L164 174L162 175V177ZM179 176H181V175H179ZM191 176H192V174H191ZM199 176V175H198ZM236 176V177H237ZM241 175L239 174V177H240ZM242 176H244V175H242ZM250 176V175H249ZM108 177L113 181L112 183H110L109 184V182L111 181H109V182H107L108 183V185H110V186H108V185H106L105 184V181H107V179H108ZM142 177H144V176H142ZM141 177V178H142ZM149 177V176H148ZM154 177H156L155 175H154ZM193 177V176H192ZM231 177V176H230ZM236 177H235V180H236ZM256 177V176H255ZM97 178V179H96ZM152 178H153V176H152ZM164 178V177H163ZM162 178V179H163ZM166 178V177H165ZM169 178H172V177H169ZM175 178V177H174ZM248 178V177H247ZM260 178V177H259ZM258 178V180L260 181V179ZM142 179H144V178H142ZM142 179H140V180H142ZM155 179V178H154ZM177 179V178H176ZM197 179V178H196ZM233 180H234V177L232 178ZM240 179V178H239ZM243 179V178H242ZM249 179V178H248ZM252 179H255V178H252ZM115 180V181H114ZM120 180H118V181H120ZM137 180H139V176H138V179ZM158 180V179H157ZM234 180V181H235ZM238 180V179H237ZM117 181V182H118ZM123 181V180H122ZM125 181V182H126ZM130 181V180H129ZM144 180H142L141 182H143ZM161 181V180H160ZM172 181V180H171ZM177 181V180H176ZM191 181V180H190ZM246 181V180H245ZM116 182V183H117ZM137 182V181H136ZM138 182H140V181H138ZM239 182H240V180H239ZM119 183V182H118ZM114 184V185H118V186H120L119 184ZM123 183H124V181H123ZM135 183V182H134ZM144 183V182H143ZM142 183V184H143ZM172 183V182H171ZM192 183V182H191ZM234 183V182H233ZM233 183H232V186H233ZM237 183V182H236ZM236 183H234V185L236 184ZM244 183V182H243ZM145 184H147L146 182H145ZM213 184H215V183H213ZM222 184V183H221ZM238 184V183H237ZM236 184V185H237ZM239 184H241V183H239ZM113 185V186H114ZM121 185H124V184H121ZM125 185H126V183H125ZM127 185H128V181H127ZM126 185V186H127ZM131 184H129V186H130ZM156 185H157V183H156ZM155 185V186H156ZM169 185V184H168ZM182 185V184H181ZM212 185V184H211ZM248 185V188L250 189V187H249V185H250V183L249 184H247ZM246 185V186H247ZM263 185H264V183H263ZM117 186V187H118ZM132 186V185H131ZM147 185H145L144 187H146ZM149 186V185H148ZM185 186V185H184ZM88 187V188H87ZM122 187V186H121ZM137 187V186H136ZM140 187V186H139ZM139 187H137V188H139ZM142 187V186H141ZM143 187V188H144ZM150 187V186H149ZM195 187V186H194ZM199 187V186H198ZM201 187H203V186H201ZM212 187H213V185H212ZM211 187V188H212ZM239 187H244V186H241V185H238V190H239ZM263 187V186H262ZM123 188V187H122ZM122 188L120 189V191L122 190ZM128 188V187H127ZM126 188V189H127ZM142 188V189H143ZM148 188V187H147ZM155 187H153L152 188V190H151V192L148 190V189H146L147 191H148V193H151V194H149L148 196L150 197V195H152V191H153V189H154ZM208 188V187H207ZM235 188V187H234ZM256 188H258V186L256 187ZM264 188V187H263ZM116 189H118V188H116ZM124 189V188H123ZM141 189V188H140ZM179 189V188H178ZM177 189V190H178ZM182 189H184V188H182ZM218 189V188H217ZM229 189V188H228ZM130 190V189H129ZM185 190V189H184ZM183 190V191H184ZM187 190V189H186ZM185 190V191H186ZM201 190V189H200ZM206 190V189H205ZM223 190V189H222ZM235 190H236V188H235ZM240 190H244L243 188H241ZM248 190V189H247ZM118 191H119V189H118ZM119 191V192H120ZM125 191V190H124ZM130 191H132V190H130ZM159 191V190H158ZM202 191H203V189H202ZM208 191V190H207ZM232 191H234V190H232ZM245 192H247L248 194H249V192L248 191H246V190H244ZM251 191V193H252V190H250ZM177 192V191H176ZM189 192H191V191H189ZM197 192V191H196ZM196 192H194L193 191V193L195 194ZM198 192H199V190H198ZM211 191H209V193H210ZM118 193V192H117ZM126 193V192H125ZM125 193H124V195H125ZM140 193V192H139ZM138 193V194H139ZM141 193H143V192H141ZM141 193L139 194V195H141ZM148 193H146V194H148ZM175 193V192H174ZM215 193V192H214ZM224 193H228L227 191L226 192H224ZM231 193V192H230ZM234 193V192H233ZM236 193H237V191H236ZM144 194V193H143ZM155 194V193H154ZM184 194V193H183ZM182 194V195H183ZM188 194H190V193H188ZM187 194V195H188ZM254 193H252V195H253ZM257 194V193H256ZM128 195V193H126V196ZM145 195V194H144ZM172 195H174V194H172ZM176 195V194H175ZM179 195V194H178ZM177 195V196H178ZM228 195L229 194H227V197H228ZM255 195V194H254ZM129 196V195H128ZM131 196H132V194H131ZM141 196H143V195H141ZM170 196V195H169ZM181 196V195H180ZM189 196V195H188ZM187 196V197H188ZM197 196V195H196ZM208 196H209V194H208ZM231 196H232V194H231ZM235 196V195H234ZM154 197V196H153ZM211 199H212V197L211 196H209ZM227 197H226V199H227ZM236 197V196H235ZM254 197V196H253ZM256 197H258L257 195H256ZM261 198H262V195L260 196ZM131 198V197H130ZM145 198V197H144ZM155 198V197H154ZM156 198H157V196H156ZM169 198H172V197H169ZM174 198V197H173ZM178 198V200L180 201L182 198H183V196L182 197H180L181 199H179V197H177ZM195 198V197H194ZM224 198V197H223ZM231 198V197H230ZM229 198V199H230ZM246 198H248V197H246ZM259 198V197H258ZM137 199V198H136ZM142 199V198H141ZM146 199H147V197H146ZM151 199V198H150ZM163 199V198H162ZM164 199H165V197H164ZM225 199V200H226ZM229 199L227 200V201H229ZM245 199V198H244ZM252 199V198H251ZM131 200V199H130ZM161 200V199H160ZM175 200H176V203H177V199L175 198ZM253 200V199H252ZM252 200H251V202H252ZM257 200H259V199H257ZM261 200V199H260ZM137 201V200H136ZM146 202H147V200H145ZM164 201V200H163ZM170 202H171V200H169ZM173 201H174V199H173ZM172 201V202H173ZM197 201H198V199H197ZM201 201V200H200ZM199 201V202H200ZM211 201H213V200H211ZM221 201V200H220ZM122 202H121V205H122ZM138 202V201H137ZM144 202V201H143ZM182 202V201H181ZM234 202L236 203V198H235V200H234ZM139 203H141L140 205V207L138 208L137 206H136V209H139L138 211H140V213H142L143 212V214H145L144 213V209H142V207L144 208V205L142 206V201H140V202H138V204L137 205H139ZM149 203V202H148ZM165 203H167L168 205L170 204V203H168V202H165ZM165 203H164V205H165ZM175 203V204H176ZM202 203V202H201ZM227 203V202H226ZM229 203V202H228ZM228 203L226 204V205H228ZM262 203H263V199H262ZM127 204V203H126ZM144 204V203H143ZM159 204V203H158ZM174 204V205H175ZM178 204V203H177ZM176 204V205H177ZM182 204V203H181ZM180 203H179V205H181ZM194 205H195V203H193ZM193 204H191V205H193ZM173 205V206H174ZM214 205H217V204H215V202H214ZM223 205H224V202H223ZM222 205V206H223ZM230 205V204H229ZM229 205H228V207H229ZM235 204H233V206H234ZM245 205V204H244ZM243 205V206H244ZM128 206V205H127ZM145 206H147V204L145 205ZM160 206V205H159ZM158 206V207H159ZM169 206H172V205H169ZM168 206V207H169ZM182 206V205H181ZM186 206V205H185ZM204 206V205H203ZM213 206V204L211 205V207ZM239 206V205H238ZM149 207V206H148ZM151 207V206H150ZM168 207H164V209L165 208H168ZM179 207V206H178ZM177 207V208H178ZM183 207H184V205H183ZM219 207H221L220 205H219ZM248 207V206H247ZM134 208H135V206H134ZM142 209V212H141V209ZM153 208V207H152ZM163 208V207H162ZM171 207H169L168 209H170ZM176 208V207H175ZM193 208V207H192ZM200 208V207H199ZM207 208H208V206H207ZM223 208H224V206H223ZM236 208H238L237 207V205H236ZM148 209V208H147ZM147 209H145L146 211H147ZM154 209V208H153ZM164 209H159V210H164ZM168 209H167V211H168ZM172 209H173V207H172ZM180 209H181V207H180ZM202 209V208H201ZM228 209H230V208H228ZM150 210V209H149ZM148 210V211H149ZM158 210V213L159 212H162V211H159ZM175 210V209H174ZM177 210V209H176ZM184 210H187V209H185V207H184ZM193 210V209H192ZM246 210V209H245ZM125 211V210H124ZM199 211V210H198ZM235 211H236V209H235ZM240 211V210H239ZM246 211H248V210H246ZM129 212V211H128ZM127 212V213H128ZM137 212V211H136ZM150 212H151V210H150ZM157 212V211H156ZM174 212H176V211H174ZM180 212V211H179ZM192 212V211H191ZM197 212V211H196ZM138 214H139V212H137ZM153 213V212H152ZM154 213H155V210H154ZM164 213V212H163ZM168 213V212H167ZM169 213H173L172 211H170L169 210ZM182 213V212H181ZM181 213H179V214H181ZM186 213V212H185ZM195 213V212H194ZM205 213V212H204ZM209 213V212H208ZM208 213H206V216H207V214ZM238 213V212H237ZM241 213V212H240ZM247 213V212H246ZM133 214V213H132ZM137 214V215H138ZM142 214V215H143ZM147 214V213H146ZM188 214H189V212L187 213V217L189 218V216H188ZM210 214V213H209ZM263 214H264V212H263ZM72 215H75V217H74V221H73V217H70V216H72ZM134 215H135V213H134ZM137 215H135V217L137 216ZM151 215V214H150ZM155 215V214H154ZM158 215V214H157ZM169 215V214H168ZM182 215V214H181ZM192 215H193V213L191 214V216L190 217H192ZM241 215H243V213H241ZM126 216V215H125ZM132 217H133V215H131ZM131 216H129V217H131ZM139 216V215H138ZM162 217L164 216V214H162L161 215ZM178 216V215H177ZM180 216V215H179ZM204 216H205V214H204ZM245 216V215H244ZM128 217V218H129ZM142 217H144V216H142ZM149 217V216H148ZM167 218L168 217H170V216H166ZM165 216H164V220H165V218H166ZM225 217V216H224ZM229 217V216H228ZM109 218L110 219H113V225H111V227H109L110 226V224L108 223V221H107V219L109 220ZM146 218H147V216H146ZM166 218V219H167ZM207 218V217H206ZM205 218V219H206ZM225 218H227V216L225 217ZM76 219V220H75ZM121 219V218H120ZM149 219V218H148ZM152 219V218H151ZM150 219V220H151ZM159 219V217L157 218V220ZM170 219H176V218H170ZM181 219H184L183 217H181ZM221 219V218H220ZM219 219V220H220ZM71 220V221H70ZM118 220V219H117ZM127 220V219H126ZM131 221L133 220V219H130ZM140 220V219H139ZM144 220V219H143ZM156 220V221H157ZM164 220H162V221H164ZM185 220V219H184ZM190 220H191V218H190ZM192 220H193V218H192ZM246 220V219H245ZM123 221V220H122ZM137 220H135V222H136ZM153 221V220H152ZM159 221V220H158ZM160 221H161V219H160ZM162 221H161V223H162ZM177 221H179V219H177ZM181 221V220H180ZM124 222H126L125 220H124ZM138 222V221H137ZM149 222V221H148ZM154 222H155V219H154ZM153 222V223H154ZM166 222V221H165ZM201 222V221H200ZM205 222H206V220H205ZM220 222H222V221H220ZM250 222V223H249ZM248 222V227H246L245 225H243L242 226V229H240V230H237L236 232L235 231H233V232H235L234 234H232V235H228L227 237H226V240H225V242H226V246H224V250L223 251H221V252H224L225 251V256L223 255V253H222V255L225 257H222L223 259H225V264H259L260 263V258L261 257H259V255H260V251L264 248V233L261 231V227H260V225H259V220H258V218L257 217H252V219H251V221H249ZM126 223H128L129 225L131 224H133V223H129V220H128V222H126ZM139 223V222H138ZM171 223V222H170ZM169 223V224H170ZM173 223V222H172ZM203 223H204V221H203ZM226 223V222H225ZM122 224V223H121ZM135 224V223H134ZM140 224V223H139ZM138 224V225H139ZM143 224V222L141 221V225ZM146 224V223H145ZM150 224V223H149ZM166 223H164V225H165ZM168 224V225H169ZM174 224V223H173ZM177 223H175V225H176ZM178 224H180L181 225V223H178ZM183 224V223H182ZM196 224V223H195ZM197 224H199L198 222H197ZM205 224V223H204ZM208 224V223H207ZM221 224V223H220ZM126 225V224H125ZM136 225V224H135ZM168 225H166V227L168 226ZM179 225V226H180ZM193 225V224H192ZM137 226V225H136ZM143 226H145L144 224H143ZM147 226V225H146ZM150 226H152V225H150ZM184 226V225H183ZM196 227H197V225H195ZM240 226V224L238 225V227ZM123 227H124V224H123ZM126 227V229H127V227H128V225L127 226H125ZM125 227L124 228H122L121 227V229H120V231L119 232H121V230L123 229V230H125ZM131 226H129V228H130ZM133 227H135V226H133ZM139 227H140V225H139ZM148 227H149V225H148ZM159 227H160V229L162 228L160 225H159ZM181 227V226H180ZM185 227V226H184ZM188 227H189V224H188ZM217 227V226H216ZM241 227V226H240ZM132 228V227H131ZM135 228H137V227H135ZM135 228H133V229H135ZM152 228H153V226H152ZM158 228V227H157ZM174 228H176V226L174 227ZM174 228L173 229H171V230H173V231H175L174 230ZM198 228V227H197ZM229 228V227H228ZM228 228H226V229H228ZM61 230V231H63L65 234H66V236H62V234H57V233H55V231L56 230ZM140 229H141V227H140ZM147 229V228H146ZM159 229V228H158ZM122 230V231H123ZM144 230V229H143ZM153 230H155L154 228H153ZM152 230V231H153ZM230 230V229H229ZM116 231V230H115ZM128 231V233H129V231H130V229L129 230H127ZM135 231V230H134ZM137 231V230H136ZM189 233H190V230L188 229L187 230ZM118 232V233H119ZM126 232V231H125ZM140 232V231H139ZM151 232V231H150ZM154 232H156L157 233V230L156 231H154ZM165 232V231H164ZM170 232V231H169ZM180 231H178V233H179ZM183 232V231H182ZM186 232V231H185ZM132 233V232H131ZM131 233H129V234H131ZM141 233V232H140ZM146 234H148L147 232H145ZM144 233V234H145ZM152 233V232H151ZM151 233L149 234V235H146L147 236V239H149V237H152L151 236ZM163 233V232H162ZM187 233V232H186ZM198 233V232H197ZM200 233V232H199ZM61 235V237H63V239L61 238H59V237H57V235ZM133 234V233H132ZM191 234V233H190ZM135 235H136V232H135ZM138 235V234H137ZM141 235V234H140ZM158 235H160V234H156V236H158ZM170 236V237H172V235L171 234H168V233H166V238L165 239H167V237L168 236ZM149 236V237H148ZM180 236V235H179ZM179 236H177V237H179ZM198 236V235H197ZM175 237V236H174ZM202 237H203V235H202ZM202 237L200 236L199 238L200 239H202ZM65 238V239H64ZM159 238V240H158V244H159V241H160V239L162 238L161 236L160 237H158ZM193 238H195V237H193ZM204 238V237H203ZM224 238V237H223ZM223 238H222V240H223ZM176 239V238H175ZM221 239V238H220ZM112 240H114V239H112ZM153 240H155V238L153 237L152 238V241ZM162 240H163V238H162ZM177 240H179V239H177ZM181 240V239H180ZM183 240V239H182ZM210 240V239H209ZM208 240V241H209ZM131 241H133V240H131ZM130 241V242H131ZM144 241H145V239H144ZM144 241H142L143 243H144ZM169 241V240H168ZM197 241H198V239H197ZM205 241H207V240H205ZM207 241V242H208ZM224 241V240H223ZM113 242H115V241H113ZM155 242V241H154ZM153 242V243H154ZM161 242V241H160ZM182 242V241H181ZM181 242H179V243H181ZM206 242V243H207ZM210 242V241H209ZM218 242V241H217ZM222 242V241H221ZM106 243V242H105ZM132 243V242H131ZM135 243V242H134ZM142 243V244H143ZM151 243V242H150ZM118 244V243H117ZM116 244V245H117ZM121 244H123V243H121ZM133 244V243H132ZM137 244V243H136ZM142 244H140V246L142 247ZM152 244V243H151ZM191 244V243H190ZM189 244V245H190ZM202 244V243H201ZM200 244V245H201ZM209 244V243H208ZM214 244V243H213ZM101 245V244H100ZM103 245V244H102ZM113 245H114V243H113ZM131 245V244H130ZM144 245V244H143ZM164 245V244H163ZM212 245V244H211ZM223 245V244H222ZM137 246V245H136ZM148 246H151V245H148ZM183 246V245H182ZM191 246V245H190ZM202 246H204V245H202ZM201 246V247H202ZM209 246H210V244H209ZM215 246V245H214ZM101 247V246H100ZM141 247H140V249H141ZM147 247V246H146ZM154 247V246H153ZM165 247V246H164ZM198 247V246H197ZM200 247V246H199ZM205 247H207L206 245L204 246V248ZM211 247V246H210ZM144 248V247H143ZM151 248V247H150ZM149 248V249H150ZM161 248V247H160ZM208 248V250L210 249L209 247H207ZM207 248H205L206 250H207ZM213 248V247H212ZM93 249H95V248H93ZM93 249H91V250H93ZM107 249V248H106ZM113 249V248H112ZM146 250H147V248H145ZM205 249L203 250V251H205ZM162 250V249H161ZM202 250V249H201ZM220 250H222V249H220ZM97 251V250H96ZM104 251V250H103ZM157 251H159V250H157ZM163 251H164V249H163ZM202 251V252H203ZM210 251V250H209ZM91 252H93V251H91ZM105 253H106V250L104 251ZM104 252H103V254H102V256L101 257H103L104 258V256H105V254H104ZM116 252V251H115ZM153 252V251H152ZM201 252V251H200ZM206 252H208V251H205V253L204 254H206ZM263 252V251H262ZM96 253V252H95ZM101 253V252H100ZM82 254V255H81ZM92 254V253H91ZM99 254V253H98ZM120 254V253H119ZM153 254V253H152ZM165 254V253H164ZM207 254H210L209 252L207 253ZM219 254H220V252H219ZM78 255H81L80 257L78 256ZM97 255V254H96ZM101 255V254H100ZM104 255V256H103ZM108 255V254H107ZM106 255V257H108ZM112 255H113V253H112ZM127 255V254H126ZM212 255V254H211ZM93 256V255H92ZM165 256V255H164ZM180 256V255H179ZM82 257H81V259H82ZM100 257V256H99ZM100 257V258H101ZM125 258V260L124 259H121V262L122 263H120V264H125V263H127V261H126V257H125V255H122V258ZM130 258H131V256H129ZM218 257V256H217ZM109 258H111V259H113V257L110 255V257H108V259ZM167 258V257H166ZM173 258H175V257H173L172 256V258H171V261L173 260ZM207 258H211V256L209 257V256H207ZM213 258V259H212ZM211 259L212 260H214V258H215V256L214 257H212ZM96 260V258H94L93 257V259L91 258V260L93 261V260ZM107 259V260H108ZM136 259V258H135ZM134 259V260H135ZM221 259V258H220ZM220 259H218V262H219V260ZM90 260V261H91ZM94 260V261H95ZM97 260H99V258H97ZM110 260V259H109ZM123 260L125 261V262H123ZM140 260H142V259H140ZM168 260H170V258L168 259ZM187 260V259H186ZM210 260V259H209ZM83 261H85V262H87L88 260L86 259V260H83ZM82 261V262H83ZM90 261L89 262H87V263H85V264H89L90 263ZM102 261V260H101ZM105 261V260H104ZM118 261V260H117ZM139 261V258L137 259V262ZM188 261H189V259H188ZM211 261V260H210ZM217 261V260H216ZM262 261V260H261ZM78 262H80V259L78 260ZM78 262H76V264H78ZM96 262V261H95ZM94 262V263H95ZM99 262H100V260H99ZM110 262L111 261H109V264H110ZM142 262H143V260H142ZM190 262H192V261H190ZM199 262H201V261H199ZM214 263H215V261H213ZM221 262V261H220ZM84 263V262H83ZM82 263V264H83ZM93 263V264H94ZM106 263H107V261H106ZM116 263V262H115ZM139 264L141 263V262H138ZM144 263V262H143ZM142 263V264H143ZM164 263V262H163ZM205 263V262H204ZM222 263V262H221ZM224 263V262H223ZM262 263V262H261ZM260 263V264H261ZM72 264H74V263H72ZM96 264H98V261H97V263ZM101 264V263H100ZM136 264V263H135ZM167 264V263H166ZM187 264H189V262L187 263Z\"/></svg>", "mask_w": 264, "mask_h": 264}]
</instances>
